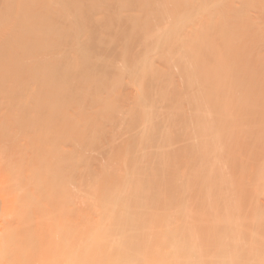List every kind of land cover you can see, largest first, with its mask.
<instances>
[{
    "label": "bare ground",
    "instance_id": "bare-ground-1",
    "mask_svg": "<svg viewBox=\"0 0 264 264\" xmlns=\"http://www.w3.org/2000/svg\"><path fill=\"white\" fill-rule=\"evenodd\" d=\"M1 1V0H0ZM4 1V0H3ZM8 1V0H7ZM21 0H18V2H20ZM36 1V0H35ZM49 1V0H48ZM71 1V0H70ZM79 1V0H78ZM82 1V0H81ZM92 1V0H91ZM101 1V0H100ZM99 1V2H100ZM115 0H113V2H114ZM127 1V0H126ZM142 1V0H141ZM153 1V0H152ZM156 1H159V2H157L159 5H160V7H162V6H164V5H166V3L168 4V2H166L167 0H156ZM171 2V5H172V7H173V11H169L170 9L167 7L168 5H170V3L166 6V8L165 7H162L161 8V12L163 11V14L162 15H160V14H158V16L160 15L161 17H159L158 18V16H156L157 17V21H155V24L153 23V25H155V26H157L156 27V29L155 30H153V31H151V30H145V31H151V32H147V33H145V35L146 34H148V35H146L147 37H145V35H144V31H142V32H140V33H143L142 34V36L144 35V37L142 38L143 40L145 39L146 40V38H147V42L148 43H153L156 39H158L159 37L161 38V43H158V44H162V45H164V44H167L168 46L170 45L169 43L173 40L174 42H175V49H174V51L172 52V51H170L169 52V48H165L164 46H160L161 47V52H160V57H159V59L161 58V63H163V64H165V66H166V68H165V70L168 68L169 69V72H167V74L169 73V74H172L173 73V71H174V69H175V67L174 66H176V63H177V54H179L178 55V58H180V66L182 67V73H180V74H182L183 75V73H184V75L186 74V78L184 79V80H186L184 83H185V85H186V87H184L183 88V90L180 92V93H178V96H180L181 98L183 97V99H181L182 100V102H181V104L183 105V104H189V105H191L192 107H191V111H190V113L192 112L193 113V118H192V115H190L191 116V118H189L188 116H189V113H187L186 111V115L185 114H183V112H181V106H180V109H177V86H175L174 84H172V82H170V78H165V79H161V77L160 78H158L160 81V83L158 84L157 83V86H155V85H151L150 86V83L148 82V84L149 85H144L143 83V81L145 80H143L142 81V84L140 85V86H146V88L147 87H149L148 88V91H147V94H148V96H146V98L144 99V98H139L140 100H138V101H140L139 102V104H137V105H139L138 106V109L140 108V111L141 112H139V110L136 112V109H134L135 110V113H140V115L137 117V114L134 116V111L132 112L133 114V116H131V110H130V112H129V109L127 108L128 107V105L127 106H125L126 108H127V110H128V115L130 114V116L131 117H133V118H131V117H129L128 115H127V118L129 117L130 118V120H129V118H128V121L127 122H129V123H124L123 122V124H125V127H123L122 125L123 124H121L120 123V125L119 126H117V124H118V120H117V122H115V120H111L110 118L108 119V117H110L109 116V114L110 113H108L107 115H108V117L106 118V122H107V119L109 120L108 121V124H110V122L111 121H114L115 123H114V125L116 126V127H121L120 129H122L121 131V137H124L123 139H124V145L122 146V142H121V139H120V135L119 136H117L118 134H116L115 133V136L114 137H116V138H119L120 139V142L118 141V139H117V142H115V144H114V142H112V143H110L109 142V144H110V146H111V148H113V145H115L116 146V144H118V143H120V144H118V146L116 147V150L114 151V150H111V148L108 150H106V149H100V152H101V150H102V154H103V150H105L104 151V153H106V151L108 152V151H114V153L113 154H111L112 155V159L113 160H111V162H110V165L108 166V165H105V167H103L102 168V170H101V172H102V176H100L101 174V172L99 171L98 172V174H100L99 176L97 175V178L96 179H94L95 180V183H93V180H92V178L96 175V174H94V172L93 171H95L96 169L97 170H100V167H99V164H97L96 166H97V168L96 167H94V168H96V169H94L93 171H92V167L94 166L93 164H95V163H93L92 164V162H96L97 161V156L95 155V154H93V155H95L96 156V158L97 159H95V160H93V161H91V159H92V157H91V159L90 160H88V157L86 156V159H84V153H82L83 151V149H84V151H86L85 150V148H82V149H79V151H81V153L82 154H84V155H82L83 156V158H82V156H81V158L80 157H78V156H76L75 155V158L77 157V158H79V159H81V161H79V162H81L80 164L78 163V162H76L75 164H76V166H78V164L79 165H84V164H82V159H84L85 161L86 160H88L87 161V163L88 162H90L91 161V165H93L92 167H90L89 169H90V171L91 172H93V174H90V172H89V170H87L88 168L87 167H89V165H90V163H88V164H86V162L84 161V163H85V165L87 166H85L86 168L84 169V171H82L81 172V174L83 173L84 175H85V173L86 172H89V174H90V176L92 175V178H88L87 179V181L89 180V179H91L92 180V182L91 181H89L88 183H90L89 185H87V184H85V185H87L88 187H90V188H85L84 186H81L80 188H85L84 190H86V192L85 191H81L82 189H80L79 188V185L81 184V182L83 181H86V179L85 180H83L84 179V175L81 177V174H79L80 173V171L84 168V166H83V168H81L78 172L79 173H77V175L80 177V178H82V180H80V178L75 174L76 172L75 171H73L72 170V167H73V165H72V167H70V168H68V165L70 164H68V160L69 159H72L70 156V158L68 159L67 158V156L68 155H71V154H73L74 155V153L76 154L77 153V150L76 149H78V147L75 149V151L72 149V147L77 143V141H82V139L83 140H85L86 139V137H87V140H85L84 142H87L88 140H90V137L94 134V136H96V133L97 134H100V133H98L97 131L99 130V128L101 127L102 128V126L103 125H106L107 126V124L105 123V124H103L104 123V119L103 120H100V118L102 119V117H100L99 118V120L100 121H103V125L102 126H98L99 128H98V130H96V126L98 125L97 124V120H95V117L94 118H91V122H93V120H95L96 121V126L95 127H93L94 126V124L93 123H95V122H93L92 123V125H91V127H93V128H91V129H89L88 127H90V126H88V124H85V126L87 127V129H89V133H91L92 135H90L89 133L87 134V136L85 137H83L82 139L80 138V137H82L83 135H84V133L83 132H81L85 127H84V123L82 122V124L81 125H83V127L82 126H80V124L79 125H77V123H76V125L75 126H77V128L79 127H81L80 129H81V131L79 130V128H78V130L77 131H75V135H76V133H78V131H80L81 133H83V135H80V140H78L77 139V141H76V138H78L77 136H79V135H77L76 137H75V135H73L74 134V132L72 133V135L75 137V142L73 141V143H75L74 145L71 143V144H69L70 146L72 145V147H71V150H73V153H71V151H70V147H69V149H67V150H69L70 151V154H69V151H66V147L68 148V145L65 147L64 145H62V146H64V147H61V145H60V141L57 143L56 142V140H61V138H58L57 139V137L59 136V135H61L59 132H61L60 131V129H59V135H57V137H56V133L57 132H55V133H52L51 135V137L53 138V136L55 135V140H54V142L53 143H57V145L55 144V147L57 146L58 148H59V146L61 147V148H63L62 150H59L58 152H60V158L61 157H63V156H65L66 154V152H68L67 153V156H66V158L68 159L67 161H65L66 159H62L61 158V160H63L62 161V163H61V165H60V158H57L55 155H57L56 153H58V152H56V150H54L53 148H52V150H51V146H52V138L50 137V135L49 134H47V135H49V137L47 136V135H44V136H47L46 137V139L49 141H47L46 139H45V137L42 135V138H44L45 140H43V139H41L42 141H43V143H44V141L46 142H48V144L46 145V146H48L49 144L51 145H49L48 147H50V149H49V152L50 151H55L56 153H55V155H53V156H55L58 160H59V162H58V164H57V162H56V160H53L54 159V157H53V159L52 158H49L48 159V161L47 162H43L44 164H48V165H51V164H49L48 162L49 161H52V162H54L55 161V163L59 166V167H61L62 166V164H63V166L62 167H64V162H65V164H68L67 165V168H68V170H72L73 172H72V174H75L78 178H79V182H77V183H75V181H77V179H76V176H74V175H72L70 172L68 173V174H70V175H72V176H70V175H67V168L65 169H63V170H60V168L58 169L59 170V172L60 173H63V172H65V170H66V177H71L70 179H74L73 181L72 180H69L70 181V183H75V185L73 186V185H71L69 182H67L66 181V183L65 184H70V186H73V188L75 189L76 188V190L77 191H74L73 190V192L71 191V189L69 190H67V188H68V186L66 187V190L65 191H67V193L70 191V193H72L71 195H70V193H68L67 194V196H71V197H73V194L75 195V197H73V200H77V199H75L77 196L82 200V202H78V203H82L83 204V201L85 200V199H83V198H85V197H91V198H93L94 199V201H93V199H89V201H88V199H86L85 200V202H84V204H86L87 203V201H88V204H86V207L84 208V205H82V204H80V206H82V207H79V208H83L84 210H82V209H78V208H76V209H74L75 207H73V209H70L69 207H71L70 205L68 206V208L71 210V211H68V208L66 209L65 208V206L66 205H64V204H70V202H68L66 199L68 198H66L65 200H66V202H64V201H62V197H61V195L62 194H64V193H62L61 194V191L62 190H64V188L63 189H61V188H58V186L59 185H57V190H59V189H61L60 191H58V192H60V195H58V194H55V192H53V191H51L50 189H47V188H51V187H48L47 186V183L49 182L50 183V181L51 180H49V177H48V179L47 180H49L47 183H46V179H45V175H44V173H46L47 174V171L44 169V171H42V169L44 168V166H43V168L41 169V172L43 173V175H42V178H44L45 179V184H41L40 185V180L42 179L40 176H37L36 177V179H35V177L34 178H32L34 175H32V177H30L28 174H30L29 172H30V170H29V172L27 173V175L31 178V179H33V180H35V181H37V178H39V181L37 182V183H39V184H36V185H40V186H42V185H44V187H46V190H50L51 192H53L51 195H53V194H55L56 196H54V198L55 197H57L58 198V196L59 197H61V199H57V198H55L56 199V201H54L53 200V198L51 199V201L49 200V202H48V204L47 205H49L50 206V204L52 205H57V203H58V201H59V203H58V205L56 206V209H55V207H53L54 209H52L51 211L52 212H50V210H46L45 211V207H43L42 209H43V211L44 212H48L47 214L45 213L44 215H42V213H44V212H41L42 210L40 209L41 208V205H40V207L39 206H35V208H34V204H36V202L34 203V204H32V206H33V208L34 209H38V210H36L35 211V213H34V211L32 212V210H33V208L29 211L28 210V207L27 206H25L28 202H29V200H27V198H29V199H31L33 196L31 195V197H28V196H30V195H26L27 196V198H25L24 197V201L26 200V204L24 205V208H26L27 209V211L28 212H26L27 214H26V216H25V214L23 213V212H25L24 210H23V208L21 209L20 208V206H19V209L17 210H13L14 208H15V206H14V208H12V205H11V203H12V201L11 200H16L17 198H18V196H15L16 197V199H15V197H13V195L11 194V191H9L8 189L9 188H5V186L3 187L2 185H0V264H264V247H263V249H260V250H262V251H260L259 249H258V247H256V245H255V242L257 241V242H259V240H257L258 238H259V236L260 235H262V236H264V203H260V202H262V201H260L259 203H257L256 201L253 203V201H251L250 202V200H252L253 199V197L254 196H252V197H250V199H249V202L250 203H252L251 205L252 206H249L250 204L247 202V200L244 202L243 201V203L244 204H246V202L248 203V206L247 205H244V204H242V203H240L239 202V197H238V188H236V187H234L235 185H238L237 184V181H239L240 180V178L241 179H243V181L245 182L244 183V185H243V191H245V194H251V193H253V194H255V196L258 194V193H260V191H257L256 189H258V187L259 186H263L264 187V185H262L263 183H262V177H261V174H259V173H257L256 172V170H255V173H248L250 170L249 169H245V168H243L242 166H241V161L239 162L238 160L240 159V157H238L239 159H237L236 160V158L235 157H237V156H235L234 154H235V150L236 149H238L239 150V148H234L233 146H236V145H233V144H235V143H231L232 142V140H234V139H236V138H234V131H232V129L234 130V128H236V127H238L237 125L235 126V124H234V126H233V124L231 125V124H229L228 123V125L229 126H227V128L228 127H230V125H231V129H230V131L228 132H225V130H228L227 128L225 129V127H226V124H227V122L228 121H226V120H228V119H226V118H224V117H227V118H229V116H227V113H224V112H222V113H220V115H224V117H223V115H222V117L224 118V119H226V120H220V117L221 116H219V115H217V114H215V112H214V110H212L213 111V113H212V115H210V112L209 111H206V110H208V108H211L212 109V107H214L215 105L217 106L221 101H217V99H220V98H217V97H221V99H223L222 97V95L220 96H217V94H219L218 92L219 91H217V87H219V86H222V85H224V84H220L221 82H218V81H222L223 80V82L225 83V84H227V87H226V85L223 87V89L226 87V90H229L230 88H229V84L228 83H230V84H235V85H233V86H235V87H237L238 85V83H236V81H239V79L237 80V78H236V76H238L239 77V75H238V73H240L241 71H242V69H241V71H236L235 69H232L233 67H235L236 69H238L239 70V68H241V67H239V65H240V63L238 64V66L235 64L234 66H232L230 63H231V60H230V65L228 66V61H226L225 60V55L224 54H222L223 53V51L224 50H222V52L221 51H219V48L218 49H214L215 51H211V50H208L207 48H205V46H203V45H205L204 43H206L205 41H203V43H200L199 42V40H200V38L203 36V33L201 34V31H200V34L202 35L201 37H198V36H200L199 34H197L198 36H196L198 39H196V40H194L195 38H193L194 36H192V35H190L191 37H187L186 36V38H185V40L186 41H184L183 39H184V37L182 38L180 35H178L177 33H178V31H177V26L181 23H179L178 25H177V21H178V19H177V8H179V7H177V0H170ZM188 1V0H187ZM194 1V0H193ZM193 1H191V3H190V1H189V3L190 4H192V3H194ZM196 1V0H195ZM200 1V0H199ZM201 1H203L204 3H205V0H201ZM225 1V0H224ZM6 2V1H5ZM10 2V1H9ZM9 2H7V4L9 3ZM29 2V1H28ZM34 2V1H33ZM46 2V1H45ZM106 2H107V0H106ZM110 2H111V0H110ZM131 1H127V2H125L124 3V1H121L120 2V0H119V2H117V3H124V4H128V3H130ZM132 2H134L133 0H132ZM136 2H138V1H135V3ZM143 2H145V1H143ZM147 2H150L151 3V1L150 0H148ZM174 2V3H173ZM182 2V6L184 5L183 4V2H185V1H181ZM208 1H206V3H207ZM211 2V1H210ZM221 2V1H220ZM219 2V3H220ZM231 2V1H230ZM235 2V1H234ZM238 2V1H237ZM21 3V2H20ZM34 3H36V2H34ZM42 3V2H41ZM79 3V2H78ZM108 3V2H107ZM153 3L154 4H157V3H155L154 1H153ZM186 3V2H185ZM188 3V4H189ZM198 3V2H197ZM196 3V4H197ZM200 3V2H199ZM209 3V2H208ZM215 3H217V2H215ZM226 3V2H225ZM229 3V2H228ZM233 3V2H232ZM14 4H16V3H14ZM26 4H27V2H26ZM29 4H31V3H29ZM43 4H45V3H43ZM47 4V3H46ZM45 4V5H46ZM69 4V3H68ZM80 4V3H79ZM91 4V3H90ZM101 5H102V3H100ZM106 4V3H105ZM114 4V3H113ZM123 4V5H124ZM133 4V3H132ZM138 3H136V5H137ZM143 4V3H142ZM147 4V3H146ZM154 4H152V6L154 7V9H156L155 7H156V5L154 6ZM157 4V7L159 6ZM181 4V3H180ZM213 4V3H212ZM227 4V3H226ZM231 4V3H230ZM238 4V3H237ZM1 5V4H0ZM3 5V4H2ZM37 5V4H36ZM70 5V4H69ZM91 5H93V4H91ZM98 5V4H97ZM95 6V4H94V6H95V8L96 7H98V6ZM100 5V6H101ZM111 5V4H110ZM130 5V4H129ZM134 5V4H133ZM144 6H146L145 4H143ZM143 5H142V7H143ZM148 5L150 6V4L148 3L147 4V6L145 7V9L146 10H148V9H150V8H152V6H150L149 8H148ZM186 5H187V3L185 4V8H187L186 7ZM193 5V4H192ZM195 5V4H194ZM220 5H223V4H220ZM15 6V5H14ZM27 6V5H26ZM48 6V5H47ZM52 6V5H51ZM84 6V5H83ZM99 6V7H100ZM107 6H109V4L107 5ZM117 6H119V5H117ZM138 7H139V5H137ZM136 6V7H137ZM175 6V7H174ZM195 6H197V5H195ZM202 6V5H201ZM205 6V5H204ZM203 6V9H205L206 8V6H207V4H206V6L204 7ZM208 6H209V4H208ZM207 6V7H208ZM239 6V5H238ZM18 7V6H17ZM21 7V6H20ZM42 7V6H41ZM67 7H68V5H67ZM81 7H82V5H81ZM80 7V8H81ZM85 7V6H84ZM91 7H93V6H91ZM103 7V6H102ZM120 7V6H119ZM135 7V8H136ZM171 7V8H172ZM191 7V6H190ZM210 7V6H209ZM228 7V6H227ZM236 7V6H235ZM3 8V7H2ZM36 8V7H35ZM69 8V7H68ZM103 8H105V7H103ZM101 9L102 11H105L104 9ZM109 8V10H110V7H108ZM116 8V7H115ZM122 8V7H121ZM126 8H129L130 9V7L129 6H127ZM132 8H133V6H132ZM131 8V9H132ZM148 8V9H147ZM184 8V9H185ZM192 8V7H191ZM198 8H200V6H198ZM12 9V8H11ZM28 9H31V8H27V10ZM47 9V8H46ZM50 9V8H49ZM79 9V8H78ZM113 9V8H112ZM117 9H118V7H117ZM123 9H125V5H124V8ZM130 9V10H131ZM140 8H137V10H139ZM181 9V8H180ZM183 9V8H182ZM194 8H192V10H193ZM220 9V8H219ZM228 9H230L229 7H228ZM9 10V9H8ZM24 10H26V9H24ZM43 10V9H42ZM84 10V9H83ZM95 10V9H94ZM97 11H98V9H96ZM114 10V9H113ZM116 10V9H115ZM128 10V9H127ZM135 10V9H134ZM136 10V11H137ZM143 11H144V9H142ZM145 10V11H146ZM151 10H153V9H151ZM158 9H156V12H155V15H156V13H158V11H157ZM160 10V9H159ZM195 10H196V7H195ZM206 10L207 9H205V13H206ZM221 10H223V8L221 9ZM225 10H227V9H225ZM247 10V9H246ZM245 10V11H246ZM7 11V10H6ZM30 11V10H29ZM32 11V10H31ZM33 11H36V13H37V10H33ZM32 11V12H33ZM40 11V10H39ZM108 11V10H107ZM140 11V10H139ZM144 11V12H145ZM149 11L150 10H148V13H149ZM187 11V9L184 11L185 13H187L186 12ZM191 11V10H190ZM194 11V10H193ZM199 11H200V9H199ZM203 11V10H202ZM212 11V10H211ZM210 11V12H211ZM216 11H218L217 10V8H216ZM220 11V10H219ZM224 11V10H223ZM2 12V11H1ZM21 12V11H20ZM40 12H43V11H40ZM81 12V11H80ZM90 12H92L91 10H90ZM99 12V11H98ZM111 12V11H110ZM133 12V11H132ZM135 12V11H134ZM141 12V11H140ZM153 12V11H152ZM183 12V13H184ZM192 12V11H191ZM209 12V8H208V13H207V16H208V14L211 16V13ZM242 12V11H241ZM247 12V11H246ZM9 13V12H8ZM26 13V12H25ZM64 13V12H63ZM79 13V12H78ZM86 13V12H85ZM84 13V14H85ZM95 13V12H94ZM93 13V14H94ZM99 13H101V12H99ZM103 13V12H102ZM130 13V12H129ZM151 13V12H150ZM149 13V14H150ZM179 13V12H178ZM184 13V14H185ZM204 13V12H203ZM204 13V14H205ZM220 13H222V12H220ZM224 13V12H223ZM243 14H244V12H242ZM248 13V12H247ZM70 14V13H69ZM75 14H77V13H75ZM87 14H89V13H86L85 15H87ZM98 14V13H97ZM133 14V13H132ZM135 14V13H134ZM203 14V15H204ZM216 14H217V12H216ZM224 14H226V13H224ZM35 15V14H34ZM84 15V16H85ZM91 15V14H90ZM90 15H87V16H90ZM106 15V14H105ZM110 15V14H109ZM128 15V14H127ZM130 15H131V13H130ZM136 15H137V13H136ZM143 15V14H142ZM146 15V14H145ZM148 15V14H147ZM186 15V14H185ZM190 15V14H189ZM189 15L187 16V17H189ZM18 16V15H17ZM26 16V15H25ZM31 16V15H30ZM81 16V15H80ZM94 16H96V15H94ZM104 16V15H103ZM134 16V15H133ZM132 16V17H133ZM152 16V17H151ZM150 17L151 18H153L154 16L153 15H151ZM192 16H193V13H192ZM202 16V15H201ZM201 16H200V18H201ZM210 16H209V18H210ZM242 16V15H241ZM6 17V16H5ZM24 17V16H23ZM45 17V16H44ZM73 17V16H72ZM77 17V16H76ZM86 17V16H85ZM93 17V16H92ZM91 16H90V18H92ZM130 17V16H129ZM129 17H125V18H128L129 19ZM136 17V16H135ZM146 17V16H145ZM155 17V18H156ZM204 17H205V15H204ZM213 17H214V15H213ZM223 17H225V16H223ZM239 17V16H238ZM244 17V16H243ZM247 17V16H246ZM3 18V17H2ZM19 18V17H18ZM26 18V17H25ZM34 18H35V16H34ZM42 18V17H41ZM88 18V17H87ZM93 18H95V17H93ZM92 18V19H93ZM97 18H98V15H97ZM99 18H101V16L99 17ZM104 18V17H103ZM102 18V19H103ZM121 18V17H120ZM123 19H124V17H122ZM134 18V17H133ZM137 18V17H136ZM147 18H149V16L147 17ZM184 18V17H183ZM191 18V17H190ZM196 18H197V16H196ZM217 18V17H216ZM228 18V17H227ZM242 18V17H241ZM5 20H6V18H4ZM9 19V18H8ZM7 19V20H8ZM46 19H47V17H46ZM79 19V18H78ZM101 19V20H102ZM109 19V18H108ZM111 19V18H110ZM114 19H117V17L115 18V16H114ZM123 19H122V21H123ZM135 19V18H134ZM182 19V18H181ZM206 19H208L207 17L205 18V20H203L204 22L205 21H207ZM212 19V18H211ZM220 19H222V16H221V18ZM245 19V18H244ZM249 19V18H248ZM0 20H1V17H0ZM11 20V19H10ZM9 20V21H10ZM21 20V19H20ZM32 20V19H31ZM44 20V19H43ZM47 20H49V19H47ZM51 20V19H50ZM49 20V21H50ZM96 20V19H95ZM98 20V19H97ZM111 20H113V19H111ZM110 20V21H111ZM131 20H133V19H130V21ZM136 20V19H135ZM142 20H146V21H149V20H147V19H145L144 17L142 18ZM152 20V19H151ZM183 20V19H182ZM213 20V19H212ZM212 20H208L209 22L208 23H203L204 24V26H205V24H206V26L204 27V29H203V24H200L201 26H202V29H203V31H205V30H209V29H211V30H209V31H207L206 33H209L210 34V31H212V29H215L214 27H212V26H214V23H212L211 21ZM218 20V19H217ZM242 20V19H241ZM247 20V19H246ZM13 21V20H12ZM45 21V20H44ZM89 21V20H88ZM91 21V20H90ZM100 21V20H99ZM105 21V20H104ZM117 21V20H116ZM125 21H127V20H124L123 22H125ZM129 20H128V22H130ZM153 21V22H154ZM187 21V20H186ZM202 21V20H201ZM223 21V19L221 20V22ZM1 22H3L2 23V25H0L2 28H3V30H4V28L5 27H3L5 24L4 23H6V25H8V23L9 22H5V21H3V19H2V21ZM28 22V21H27ZM30 22V21H29ZM51 22V21H50ZM83 22H85V21H83ZM87 22V21H86ZM106 22V21H105ZM112 23H113V21H111ZM119 22H121V21H119ZM127 22V23H128ZM132 22V21H131ZM142 22V21H141ZM144 22V21H143ZM179 22V21H178ZM188 22H189V20H188ZM240 21H238V23H239ZM244 22V21H243ZM60 23V22H59ZM98 23V22H97ZM100 23H101V21H100ZM112 23H110V24H112ZM127 23H126V25H127ZM132 23H135L134 21L132 22ZM136 23L138 24V21L136 20ZM150 23V22H149ZM189 23H191V22H189ZM193 23H195V21L193 22ZM223 23H225V22H223ZM227 24H228V22H226ZM241 23H242V21H241ZM4 24V25H3ZM69 24V23H68ZM83 24V23H82ZM102 24V23H101ZM106 24V23H105ZM118 24V23H117ZM152 24V23H151ZM151 24H150V27H151ZM184 24H186V23H184ZM183 24V25H184ZM213 24V25H212ZM33 25V24H32ZM41 24H39V26H40ZM100 25V24H99ZM119 25V24H118ZM122 25V24H121ZM120 25V26H121ZM140 25V24H139ZM191 25V24H190ZM208 25V26H207ZM209 25H211L210 27H209ZM226 25V24H225ZM229 25H230V23H229ZM234 25H235V23H234ZM11 26V25H10ZM9 26V27H10ZM13 26V25H12ZM26 26H27V24H26ZM42 26V25H41ZM91 26V25H90ZM98 26V25H97ZM112 26V25H111ZM113 26H116V24L115 25H113ZM134 26V25H133ZM187 26H189L188 25V23H187ZM197 26V25H196ZM200 26V27H201ZM220 26H222V24L220 25ZM224 26V25H223ZM236 26V25H235ZM8 27V28H9ZM49 27H51V26H49ZM62 27H63V25H62ZM66 27V26H65ZM100 27V26H99ZM128 27H130V26H127L126 28H128ZM154 27V26H153ZM153 27H151L152 29H153ZM180 27V26H179ZM209 29H208V28ZM212 27V28H211ZM2 28H1V31H2ZM18 28V27H17ZM41 28V27H40ZM95 28V27H94ZM113 28V27H112ZM115 28V27H114ZM125 28V26L123 27V29ZM126 28H125V30H126ZM136 28V27H135ZM138 28V27H137ZM145 28H149V27H145ZM155 28V27H154ZM184 29H185V26L183 27ZM193 28V27H192ZM196 28V27H195ZM220 29H221V27H219ZM218 28V29H219ZM230 28V27H229ZM233 28V27H232ZM236 28V27H235ZM239 28V27H238ZM12 29V28H11ZM15 29V28H14ZM21 29V28H20ZM115 29H117V28H115ZM120 29H122V27H120ZM181 29V28H180ZM29 30V29H28ZM33 30V29H32ZM67 30V29H66ZM90 30V29H89ZM106 30V29H105ZM133 30V29H132ZM136 30V29H135ZM179 30V29H178ZM224 30H226V29H224ZM230 30V29H229ZM232 30V29H231ZM0 31V32H1ZM91 31V30H90ZM99 31V30H98ZM104 31V30H103ZM118 31V30H117ZM196 31V30H195ZM223 31V30H222ZM221 31V32H222ZM68 32V31H67ZM93 32V31H92ZM115 32V31H114ZM122 32H124V31H122ZM128 32V31H127ZM126 32V33H127ZM131 32V31H130ZM130 32H128V34L130 35ZM220 32V33H221ZM237 32H240V31H237ZM4 33V32H3ZM23 33V32H22ZM22 33H20V35H22ZM104 33V32H103ZM119 33H121V32H119ZM138 33V32H137ZM180 33V32H179ZM187 33V32H186ZM213 33H215V30H213L212 31V33L211 34H213ZM256 33V32H255ZM2 34V33H1ZM5 35H6V33H4ZM4 34H3V36H4ZM8 34V33H7ZM35 34V33H34ZM102 34V33H101ZM110 34V33H109ZM123 34V33H122ZM124 34H125V32H124ZM132 35H133V33H131ZM182 34H184V36H185V31H184V33H182ZM194 34V33H193ZM216 34V33H215ZM243 34V33H242ZM254 34V33H253ZM17 35H19V34H17ZM25 36H27L26 35V32H25V34H24ZM30 35V37L31 36H33V35H31V34H29ZM107 35H108V33H107ZM208 34H204V36L208 39V36H207ZM218 35H219V33H218ZM235 35H236V33H235ZM245 35V34H244ZM261 35V34H260ZM2 36V35H1ZM0 36V37H1ZM40 36V35H39ZM122 36V35H121ZM136 36V35H135ZM134 36V37H135ZM203 36V37H204ZM228 36V35H227ZM230 36V35H229ZM228 36V37H229ZM5 37H7V36H5ZM5 37H3L2 38V41L4 42H6V40H8V39H10V38H12L11 36H10V38H9V36H8V38H6V40L4 39ZM20 37V36H19ZM34 37H38V35H36V36H34ZM33 37V38H34ZM93 37V36H92ZM96 37V36H95ZM98 37H99V35H98ZM101 37H103L102 35H101ZM101 37H100V39H101ZM124 37V36H123ZM123 37H121L122 39H125V38H123ZM125 37H129L128 35L127 36H125ZM168 37H171V38H173V39H170L171 41H169V43L168 42H165V43H163V41L165 40V39H167ZM204 37V38H205ZM211 37V36H210ZM214 39H216L217 37L215 36H212ZM221 37V36H220ZM220 37H219V39H220ZM228 37H227V39H228ZM232 37V36H231ZM235 37V36H234ZM233 37V38H234ZM263 37H264V35H263ZM17 38V37H16ZM23 38V37H22ZM48 38V37H47ZM54 38V37H53ZM105 38V37H104ZM159 38V39H160ZM178 38V39H177ZM222 38H223V36H222ZM221 38V39H222ZM244 38H246L245 36H244ZM256 38V37H255ZM258 38H259V36H258ZM261 38V37H260ZM1 39V38H0ZM13 40H14V38H12ZM25 39H27V37L25 38ZM96 39V38H95ZM98 39V38H97ZM114 39H115V37H114ZM117 39H118V37H117ZM128 39V38H127ZM158 39V40H159ZM203 39V38H202ZM225 39L226 38H224L223 40L225 41ZM229 39H230V37H229ZM17 40L19 41V38H17ZM16 40V41H17ZM29 40V39H28ZM32 39L30 38V41H31ZM36 40V39H35ZM34 40V41H35ZM45 40V39H44ZM109 40V39H108ZM119 40V39H118ZM118 40H117V42H118ZM121 40V39H120ZM136 40H139V39H136ZM169 40V39H168ZM179 40V42H178V46H177V41ZM205 40V39H204ZM210 40H213L212 38H210ZM235 40V39H234ZM21 41V40H20ZM25 41V40H24ZM123 41V40H122ZM160 41V40H159ZM201 41V40H200ZM215 41V40H214ZM217 41H219V40H217ZM217 41H216V43H217ZM236 41H239V40H236ZM241 41H244V39L243 40H241ZM258 41V40H257ZM0 42H1V40H0ZM3 43V44H5L7 47L9 46L10 48H11V45H14V44H6V43ZM8 42V41H7ZM15 42V41H14ZM173 42V43H174ZM248 42V41H247ZM255 42V41H254ZM253 42V43H254ZM26 43V42H25ZM47 43H48V41H47ZM102 43V42H101ZM107 43H109V42H107ZM110 43H112V42H110ZM113 43H115V42H113ZM141 43V42H140ZM155 43V42H154ZM199 43L201 44L200 46H201V48L203 47V49L204 50H201V51H199V50H197V52L198 53H196V48H199ZM218 43H221V41H219ZM236 43H238V42H236ZM250 43V42H249ZM252 43V42H251ZM15 44H16V42H15ZM31 44H33V43H31ZM35 44V43H34ZM122 44V43H121ZM143 44V43H142ZM141 44V45H142ZM222 44V43H221ZM225 44H227V42L225 43ZM246 44V43H245ZM2 45V44H1ZM5 45H2L3 46V48L5 47L6 48V46ZM18 44V42H17V48L16 49H18V47L20 46L21 47V45H19ZM23 45H24V43H23ZM29 44H25V46H28ZM45 45V44H44ZM110 45V44H109ZM187 45H188V47H189V53H194L195 52V54H197L196 56H198V54H199V57L201 56V54L202 53H205V49H207L208 51L206 52L207 53V55H208V52H210V54H211V56H213L215 59L217 58V54H220V55H222L223 57H224V62L227 64V66H226V64L224 63V62H220V59L219 58H222V56L220 57V55H218V59L219 60H214V61H210L209 62V57H211V56H209L208 57V62L206 61V63H205V61L204 60H202L201 61V66L197 63V65H196V62H195V64H194V62L193 61H191L190 60V58H189V56H188V50H187ZM209 45V44H208ZM223 45V44H222ZM238 45V44H237ZM36 46H37V44H36ZM48 46V45H47ZM100 46V45H99ZM113 46V45H112ZM117 46V45H116ZM146 46V45H145ZM156 46V45H155ZM171 48L173 47V45H172V42H171ZM213 46V45H212ZM219 46V45H218ZM8 47V50L9 51H11V49H13V47L10 49ZM14 47H15V45H14ZM51 47V46H50ZM94 47H95V45H94ZM110 47V46H109ZM158 48H159V46H157ZM217 47V46H216ZM0 48H1V46H0ZM3 48L1 49V50H3ZM23 48V47H22ZM28 48H29V46H28ZM31 48V47H30ZM36 48V47H35ZM45 48H46V46H45ZM105 48H108V47H105ZM112 49H113V47H111ZM110 48V49H111ZM126 48H127V46H126ZM129 48V47H128ZM135 48V47H134ZM149 48V47H148ZM220 48H222V47H220ZM242 48H243V46H242ZM24 49V48H23ZM23 49L21 50V54L23 55V53L22 52H24L23 51ZM26 50H27V47L25 48ZM51 49V48H50ZM77 49V48H76ZM117 49V48H116ZM246 49V48H245ZM49 50V49H48ZM74 50V49H73ZM93 50V49H92ZM128 50V49H127ZM138 50V49H137ZM136 50V51H137ZM187 50V51H186ZM242 51H244L243 49H241ZM7 52V53H10V52ZM29 51V50H28ZM54 51V50H53ZM94 51V50H93ZM112 51V50H111ZM118 51V50H117ZM123 51V50H122ZM130 51V50H129ZM135 51V50H134ZM136 51L134 52L135 54H136ZM139 51V50H138ZM217 51V52H216ZM227 51V50H226ZM233 51V50H232ZM232 51H230V52H232ZM236 51V50H235ZM1 52H3V53H5V49H4V51H1ZM15 52H17L16 50H15ZM26 52V51H25ZM25 52H24V54H25ZM33 52V51H32ZM35 52V51H34ZM69 52V51H68ZM125 53H126V55H127V52H126V50L124 51ZM178 52V53H177ZM199 52H202V53H199ZM212 52V53H211ZM236 52H238V50L236 51ZM235 52V53H236ZM241 52V51H240ZM5 54V55H7L8 56V58H9V55L8 54ZM11 53H12V51H11ZM10 53V54H11ZM19 53V52H18ZM73 53V52H72ZM85 53V52H84ZM99 53V52H98ZM115 53H117V52H115ZM119 53H120V49H119ZM124 53V54H125ZM130 53V52H129ZM140 53V52H139ZM158 53V52H157ZM228 53V52H227ZM259 53V52H258ZM1 54V53H0ZM13 54H14V51H13ZM20 54V53H19ZM19 55L20 57L22 56V55ZM27 54H29V53H27ZM38 54V53H37ZM43 54V53H42ZM57 54V53H56ZM70 54H71V52H70ZM75 54V53H74ZM83 54V53H82ZM87 54H89V53H87ZM112 54H113V51H112ZM122 54H123V52H122ZM123 54V55H124ZM132 54V53H131ZM146 54V53H145ZM213 54H215V56L213 55ZM226 54V53H225ZM229 54H231V53H229ZM234 54V53H233ZM4 55V57L5 58H7V56H5ZM15 55H16V53H15ZM15 55H14V57H15ZM53 55V54H52ZM61 55V54H60ZM63 55V54H62ZM107 55V54H106ZM141 55V54H140ZM139 55V56H140ZM205 54H202V56H204ZM227 55V54H226ZM242 55H244L243 53H242ZM260 54H258V56H259ZM51 56V55H50ZM55 56V55H54ZM69 56V55H68ZM83 56V55H82ZM116 56V55H115ZM130 56V55H129ZM138 56V57H139ZM245 56V55H244ZM262 56V55H261ZM12 57L13 56H11L10 58H11V61H12ZM13 57V58H14ZM49 57V56H48ZM74 57V59H75V56H73ZM89 58H90V56H88ZM102 57V56H101ZM105 57V56H104ZM122 57V56H121ZM123 57H125V55L123 56ZM122 57V58H123ZM128 57V56H127ZM131 57H134V56H131ZM135 57H136V55H135ZM134 57V58H135ZM145 57V56H144ZM153 56H151V58H152ZM155 57V56H154ZM205 57H207L206 55H205ZM213 57H211V58H213ZM264 57V56H263ZM10 58H9V61H10ZM17 58H19L18 57V54H17ZM25 58V57H24ZM46 58V57H45ZM72 58V57H71ZM80 58V57H79ZM100 58V57H99ZM110 58V57H109ZM120 58V57H119ZM130 58V57H129ZM193 58V57H192ZM203 58V57H202ZM202 58H200V59H202ZM228 58H229V56L226 58L227 60H228ZM251 58V57H250ZM259 58V57H258ZM261 58V57H260ZM15 59H16V57H15ZM22 59V58H21ZM46 59H48V58H46ZM45 59V60H46ZM53 59V58H52ZM73 59V58H72ZM83 59H84V61H85V58L83 57ZM91 59V58H90ZM95 59L96 60H99L96 56H95ZM108 59V58H107ZM106 59V60H107ZM126 59V58H125ZM133 59V58H132ZM132 59H129V60H132ZM140 59V58H139ZM1 60H3V59H1ZM17 60V59H16ZM28 60V59H27ZM36 60V59H35ZM34 60V61H35ZM44 60V61H45ZM59 60H61V58L59 59ZM68 60V59H67ZM81 60H82V58H81ZM102 60V59H101ZM128 60V59H127ZM144 60V59H143ZM149 59H147V61H148ZM151 60V59H150ZM235 60H236V58H235ZM241 60V59H240ZM263 60V59H262ZM4 61V60H3ZM3 61H1L0 63H1V65H0V71H1V73H2V71H4V70H6L5 68H3L4 70H2V67L3 66H7L8 67V64L11 62H9V61H7V60H5V62H3ZM22 61L24 62L25 61V59L23 60L22 59ZM21 61V62H22ZM30 61V60H29ZM33 61V62H34ZM40 61H42V59L40 58ZM70 61H71V59H70ZM116 61V60H115ZM133 61V63H134V61H135V59H133L132 60ZM138 61V60H137ZM142 61V60H141ZM146 61V60H145ZM179 61V60H178ZM204 61V62H203ZM220 63H219V62ZM239 61V60H238ZM257 61V60H256ZM256 61H255V64H256ZM2 62H3V64L5 63V65H3L2 64ZM6 62H8L7 64H6ZM13 62V61H12ZM18 62H20V60L18 59V61H17V63ZM20 62V63H21ZM50 62V61H49ZM52 62H54V61H52ZM58 62V61H57ZM67 62V61H66ZM81 62V61H80ZM98 62V61H97ZM106 62V61H105ZM108 62V61H107ZM131 62V61H130ZM143 62V61H142ZM141 62V63H142ZM152 62V61H151ZM176 62V63H175ZM202 62H203V65H202ZM211 62H214L215 63V65L213 64V63H211ZM233 63L235 62V61H232ZM243 62V61H242ZM16 63V61H15V64L16 65H18ZM30 63V62H29ZM40 63H42V62H40ZM82 63V62H81ZM103 63V62H102ZM101 62H100V65H103ZM110 63H111V61H110ZM132 63V62H131ZM130 63V64H131ZM139 63V62H138ZM138 63H137V65H138ZM207 63H209V64H207ZM236 63V62H235ZM258 63V62H257ZM263 63V62H262ZM12 64H14V63H12ZM22 65H24L23 63H21ZM46 64V63H45ZM47 64H48V62H47ZM59 64V63H58ZM68 64V63H67ZM76 64V62L74 63V65ZM80 64V63H79ZM94 64H95V62H94ZM107 64V63H106ZM140 64V63H139ZM158 64H160V62H158ZM162 64V65H163ZM206 64V65H205ZM210 64H213L212 66H214V67H216V65L218 64V67H216L217 68V70H213V71H215L214 72V75H212V77L214 76V78H211V76H210V69H212V67L208 70V68L211 66ZM11 65V64H10ZM10 65H9V67H10ZM20 65V64H19ZM18 65V66H19ZM22 65H20V66H22ZM33 65H35V64H33ZM54 65H55V63H54ZM63 65V64H62ZM62 65H61V70L60 71H62V73H61V77H59V74L57 75L56 73H55V71H54V73L56 74L54 77L52 76V78H55V79H57L56 80V82L57 81H59L60 82V84H61V80H63L64 82H65V80H66V82H68L67 81V79H69L70 77H72L71 76V74H69V73H67L66 71H67V69L65 68V67H62ZM116 65V64H115ZM126 65V64H125ZM141 65V64H140ZM145 65V64H144ZM207 65H210L208 68H206V66ZM219 65H221V68H222V70H221V68H220V66ZM241 65H243V63H241ZM245 65V64H244ZM251 65H253L254 66V63L253 64H251ZM263 65V64H262ZM27 65L25 64V67H26ZM51 66H52V64H51ZM67 66H70V65H67ZM72 66L73 65H71L70 67L72 68ZM83 66H84V64H83ZM97 66H99L98 64H97ZM109 66H110V64H109ZM119 66V65H118ZM117 66V67H118ZM160 66H161V64H160ZM157 67L158 69H160L161 68V72L160 73H164V70H163V68H164V66H163V68L162 67ZM168 66V67H167ZM223 66V67H222ZM224 66L229 70V72H231V69H232V72L233 71H236V72H231V73H227L228 72V70L226 69V68H224ZM230 66H232V67H230ZM237 66V67H236ZM15 67H17V66H15ZM15 67H12L11 66V68H10V71H12ZM28 67V66H27ZM37 66H35L34 67V71H35V69L37 70V68H36ZM46 67V65H44V68ZM49 67V66H48ZM55 67H57V65H55ZM60 67V65L57 67V70H58V68ZM76 67V66H75ZM80 67H81V65H80ZM85 67V66H84ZM88 67V66H87ZM86 67V68H87ZM113 67V66H112ZM122 67H124V66H122ZM131 67V66H130ZM150 66H148V68H149ZM155 67H156V65H155ZM239 67V68H238ZM244 67L245 66H243L242 68L244 69ZM252 67V66H251ZM250 67V68H251ZM259 67H260V65H259ZM20 68V67H19ZM19 68L17 69V70H19ZM29 68L31 69V67L29 66ZM50 68V67H49ZM62 68H64V69H66V70H64V72H63V70H62ZM69 68V67H68ZM89 68H91V67H89ZM95 68H98V67H95ZM104 68V67H103ZM106 68H108V66H106ZM106 68H104V69H106ZM110 68V67H109ZM108 68V69H109ZM116 68V67H115ZM140 68H141V66H140ZM139 67L137 68V69H140ZM148 68H146V69H148ZM152 68V67H151ZM154 68V67H153ZM153 69V70H151V69H149L151 72L153 71L154 73H155V71L156 70H158V69ZM176 68H177V66H176ZM178 68H180V67H178ZM206 68V69H205ZM218 68H220V70L218 69ZM248 68V67H247ZM254 68V67H253ZM261 68H263V67H261ZM9 69V68H8ZM8 69L6 70V71H8ZM12 69V70H11ZM21 69H22V67H21ZM19 70V74H24L25 73V71L27 72V74H29L28 72L30 71V69L29 70H26L27 68H23L24 69V71H23V73H22V70ZM38 69H39V67H38ZM51 69V68H50ZM50 69H49V71H47V69H45V71H46V74H47V72H49V73H52V75H53V70L51 69V71H50ZM91 69H93V68H91ZM124 69V68H123ZM41 70H43L44 71V69L42 68ZM55 70V69H54ZM71 70V69H70ZM80 71L82 70V69H79ZM78 70V71H79ZM90 70V69H89ZM89 70H88V72H89ZM93 70H95V69H93ZM111 70V69H110ZM125 70H126V68H125ZM131 70V69H130ZM141 70V69H140ZM177 70H179V69H177ZM177 70H176V72H177ZM258 70V69H257ZM256 70V71H257ZM259 70H260V68H259ZM5 71V72H6ZM14 71V70H13ZM32 71H33V68H32ZM42 71V72H43ZM84 71H86V70H84ZM109 71V70H108ZM180 72H181V70H179ZM184 71V72H183ZM185 71H187V73H185ZM16 71H14V73H15ZM41 72V71H40ZM58 72H59V70H58ZM73 73H75V75H76V72H75V70H73L72 71ZM82 72H83V70H82ZM91 72V71H90ZM98 72V71H97ZM102 72V71H101ZM110 72V71H109ZM117 72V71H116ZM145 72H147V71H145ZM152 72V73H153ZM171 72V73H170ZM238 72V73H237ZM1 73H0V75H1ZM8 73V72H7ZM7 73H4L3 72V74L4 75H2V77L4 78L5 77V75L7 74ZM31 73V72H30ZM37 73V72H36ZM38 73H39V70H38ZM79 73V72H78ZM77 73V74H78ZM85 73H87V71L86 72H84V74ZM93 71H92V75H93ZM98 73H100V69H99V72ZM97 73V74H98ZM154 73L151 75V77L154 75ZM159 74V71H156V73H155V75H158ZM234 73H236L235 75H234ZM247 73V72H246ZM258 73V72H257ZM16 74V73H15ZM12 75L10 72L8 73V75H9V77H17V75ZM34 74V73H33ZM41 74H43V73H41ZM64 74V75H63ZM83 74V73H82ZM81 74V75H82ZM84 74L81 76V77H84ZM90 74V73H89ZM95 74H96V72H95ZM122 74V73H121ZM127 74H128V72H127ZM138 74V73H137ZM140 74V73H139ZM142 74V73H141ZM141 74H140V78H142L141 77ZM164 74H166V72L164 73ZM166 74V75H167ZM175 74V73H174ZM178 74V73H177ZM227 74H232V76L233 77H231V76H228ZM243 74H245V73H243ZM242 74V75H243ZM8 75H7V77H8ZM22 75H20L21 76V78H22ZM30 75L31 74H29V77L28 76H26V73H25V75H23V77H24V79H22L24 82H22V84H24L26 81V79L27 78H25V76L26 77H28V79H31L32 80V78H33V76H37V75H32V78H30ZM48 75V74H47ZM106 75V74H105ZM113 76H114V74H112ZM111 75V76H112ZM133 75V74H132ZM131 75V76H132ZM134 75H135V73H134ZM143 75V74H142ZM147 75V74H146ZM154 75V76H155ZM165 75V76H166ZM173 75V74H172ZM184 75L182 76V77H184ZM44 76V75H43ZM43 76H41V77H39V76H37V78L39 79V81L41 82V79H43L42 77ZM46 76V75H45ZM45 76H44V78H45ZM58 76V78H56ZM77 77H78V75H76ZM76 76L75 77H73V79L75 78L76 79ZM85 76H86V74H85ZM99 76V75H98ZM103 76V75H102ZM110 76V75H109ZM110 76V78L112 79V77ZM123 76V75H122ZM130 76V77H131ZM144 76V75H143ZM170 76V75H169ZM177 76V75H176ZM230 79V82H229V80L227 79V77ZM235 76V77H234ZM241 76V75H240ZM261 76V75H260ZM1 77V76H0ZM50 78H51V74H50V76H49ZM90 77V76H89ZM94 77H95V75H93V80H94ZM105 77V76H104ZM115 77V76H114ZM125 77V76H124ZM130 77H128L129 79H130ZM164 77V76H163ZM162 77V78H163ZM166 77H168V76H166ZM178 77V76H177ZM176 77V78H177ZM257 78L259 77L258 76V74H257V76H256ZM6 78V77H5ZM4 78V79H5ZM61 78H65V79H61ZM91 78V77H90ZM99 78V77H98ZM108 78V77H107ZM144 78H145V76H144ZM150 78V77H149ZM154 78V77H153ZM155 79L156 81L158 80V79ZM179 78V77H178ZM231 78H232V81H233V83H232V81H231ZM233 78L235 79V80H233ZM7 79V78H6ZM17 79V78H16ZM35 79L36 78H33V80L35 81ZM46 79H48V77L47 78H45V80ZM60 79V80H59ZM85 79V81H90V83L93 81L92 80V78H91V80L89 79V80H86V78H84ZM83 79V80H84ZM97 79V78H96ZM100 79V78H99ZM102 79V78H101ZM101 79H100V81H97V83L96 84H98V82H102L103 81V79H102V81H101ZM105 79V78H104ZM113 79H115V78H113ZM116 79H117V76H116ZM123 79V78H122ZM121 79V80H122ZM151 79V78H150ZM169 79V80H168ZM180 79V78H179ZM178 79V80H179ZM228 81H226V80ZM247 81H248V79L247 78H245ZM260 79V78H259ZM2 80V79H1ZM0 80V81H1ZM8 80V79H7ZM6 80V81H7ZM15 80V79H14ZM19 80H21V79H19ZM18 80V82H17V80H16V82L17 83H19L20 81ZM21 80V81H22ZM45 80L42 82V83H44L45 82ZM51 80H53L52 81V83H51ZM107 80H109V79H107ZM119 80V79H118ZM128 80V79H127ZM141 80V79H140ZM152 80V79H151ZM165 80H166V82H165ZM182 80V79H181ZM183 80V81H184ZM257 80V79H256ZM261 80V79H260ZM12 81H13V79H12ZM11 81V82H12ZM33 81V82H34ZM39 81H38V83H39ZM48 81L51 83V84H53V82L55 81L54 79H48ZM77 81H78V79L75 81H72V83H69V86H70V84H72L73 85V83H75L74 85H75V87H76V84H77ZM81 82H82V78H81V80H80ZM123 81V80H122ZM125 81V80H124ZM164 81V82H163ZM171 81H172V79H171ZM213 81H214V83H213ZM216 81L218 82V84H219V86H218V84L216 83ZM227 83H226V82ZM246 81V82H247ZM4 82V81H3ZM14 82V81H13ZM15 82V83H16ZM28 82H32V81H30V80H28L27 81V83ZM49 82H48V85L47 84H44V85H47V86H51V84H49ZM59 82L57 83V84H59ZM66 82L65 83H63V85L64 84H66ZM79 82V81H78ZM95 82H96V80H95ZM108 82H110V80L108 81ZM120 82V81H119ZM125 82H127V81H125ZM174 82V81H173ZM222 82V83H223ZM1 83V82H0ZM16 83V84H17ZM35 83V82H34ZM36 83H37V81H36ZM36 83H35V87H36ZM41 83V84H42ZM46 83V82H45ZM55 83V82H54ZM84 83V82H83ZM82 83V84H83ZM87 83V82H86ZM100 83L98 84L99 86V88H101L100 86ZM102 83H104V84H106L107 83V81L106 82H102ZM112 83V84H111ZM123 83V82H122ZM130 83V82H129ZM146 84H147V81L145 82ZM163 83V84H162ZM177 83V82H176ZM257 83V82H256ZM261 83V81L258 83V84H260ZM5 84H6V82L5 83H3L2 85H4L3 87H4V89L6 90V88L7 87H9L10 85H8V84H6V85H8L7 87H5ZM32 84V83H31ZM41 84H38V85H41ZM59 84V85H60ZM78 84H80V82L78 83ZM88 84V83H87ZM96 84H95V87H97L96 86ZM110 84L112 85H110L111 86V88L112 87H114L113 86V82H110ZM115 84V83H114ZM178 84V83H177ZM212 84H214V86L212 85ZM217 84V86H216V91L214 92L213 91V89L215 88V85ZM240 84V83H239ZM241 84H243V83H241ZM246 84V83H245ZM12 85H14V84H12ZM18 85V84H17ZM54 85V84H53ZM57 86L58 88L60 87V89H61V87H62V91H60V89H57L58 90V92L60 91L61 93L66 89V91L67 92H69V90L71 91V92H69V93H71V94H73V95H71L72 97H75L76 96V99L77 98H81V96L83 95L82 93H84V96L85 95H87L88 93V95H92V93L93 92H95L96 90H98V91H101V89L99 90V88H96L95 89V91H93V89L95 88H92L90 85H88V86H90V88L89 87H87V88H89V92L87 93V89H85L86 91H84V92H82V89H83V87H82V89H80V95H76V93H72V89H69V87H66L65 88V86L66 85H64V87H63V85L61 84V86ZM92 85H93V83H92ZM109 85V84H108ZM127 86V83L126 84H124V86ZM184 85V84H183ZM197 85V86H196ZM200 85H202L201 87H199ZM244 85V84H243ZM250 85H252V84H250ZM250 85H247L248 87L250 86ZM253 85H254V83H253ZM263 85V84H262ZM15 86V85H14ZM18 86H20V88L19 89H21V87H23V85H18ZM25 86H28V84L26 85V84H24V87ZM31 86V85H30ZM33 86V87H34ZM46 86V87H47ZM55 86H56V83H55ZM54 86V87H55ZM109 86V87H110ZM124 86H122V87H124ZM231 86V85H230ZM247 86H246V88H247ZM255 86H257L258 87V89L255 87V89H257L258 90V92H262V89H261V91L259 90L260 88L259 87H261L260 85L258 86V85H255ZM17 87V86H16ZM16 87L13 89L12 88V90L10 91V89L8 90V91H10L11 92V94H13L12 93V91L14 90L15 91V89H16ZM23 87V88H24ZM29 87V86H28ZM32 87V86H31ZM31 87H29V88H31ZM34 87V91L33 90H31V89H29L28 91H30L31 90V92L34 94V92L40 87H38L37 89ZM71 87V86H70ZM106 87L108 88H105V87H103V84H102V89L103 88H105L107 91H109L110 89H109V87L107 86V84H106ZM135 87H137V86H135ZM180 87H182V86H180ZM0 88L1 89H3L1 86H0ZM17 88V90H19ZM23 88L21 89V90H23ZM42 88H43V85H42ZM67 88H68V90H67ZM72 88V87H71ZM79 87H77V89H78ZM86 88V87H85ZM118 88V87H117ZM143 88H145V87H143ZM179 88V87H178ZM220 88V87H219ZM241 88L242 87H240V90H241ZM243 88H245V86L243 87ZM251 88H253V87H250V89ZM262 88V87H261ZM264 88V87H263ZM0 89V93H2V90ZM40 89H41V87H40ZM43 89H46L45 87L43 88ZM43 89H41L40 91L41 92H39V90H37L38 92H39V94H40V96H39V94H38V92H37V94H38V97H39V99H40V97L43 95L44 96V98H46L47 97V95H49L48 97L50 98H52V96H55V95H51L50 96V94H51V92L49 93V94H47V92H46V94H45V91L46 90H44L43 91ZM64 89V90H63ZM76 88H74V90H75ZM118 89H120V87L118 88ZM139 88H137V90H138ZM155 89V90H154ZM182 89V88H181ZM221 89V88H220ZM219 89V90H220ZM223 89H221V90H223ZM234 89V88H233ZM238 89H239V86H238ZM53 90V89H52ZM51 90V91H52ZM55 90V89H54ZM53 90V91H54ZM57 90H55L54 91V93L56 94V91ZM90 90H91V94H90ZM104 90V89H103ZM116 90V89H115ZM128 90H130V89H128ZM127 90V91H128ZM142 90V89H141ZM145 90H147V89H145ZM158 90V91H157ZM205 90V91H204ZM215 90V89H214ZM220 90V92H222L223 94H225V92H227L225 89H224V91H221ZM232 90V89H231ZM244 90V89H243ZM7 91V92H8ZM13 91V92H14ZM48 91V90H47ZM93 91V92H92ZM97 91V92H98ZM105 91V90H104ZM122 91V90H121ZM236 89H235V93H236ZM249 90H247V92H248ZM6 92V91H5ZM7 92H6V94H7ZM20 93V91H15L14 92V98H15V94H17V96L19 95V96H23V95H20V94H18V93ZM22 92V91H21ZM25 92V93H24ZM44 92V93H43ZM66 92V96L68 95V96H70L68 93ZM76 92V91H75ZM97 92L96 93H94V94H97ZM135 92H136V90H135ZM139 92H140V90H139ZM144 92V91H143ZM149 92V93H148ZM206 93V96L208 95V99L206 100L205 99V97L203 96V95H205V93ZM239 92H241V91H239ZM246 92V93H247ZM256 92V91H255ZM257 92V93H258ZM9 93V92H8ZM25 96H28V94L26 95V93H27V89H25L23 92H22ZM21 93V94H22ZM41 93H43L42 95H41ZM65 92H63L62 94H64ZM117 93V92H116ZM118 93H120V92H118ZM131 94H132V91L130 92ZM145 93H146V91H145ZM144 93V94H145ZM215 93H216V95H215ZM222 93H220V94H222ZM229 93V92H228ZM227 93V94H228ZM235 93H233V91L231 92V99H232V101H234L235 99L234 98H232L233 96H235L236 97V94ZM243 93H244V91H243ZM249 93V92H248ZM30 94V93H29ZM33 94H32V96H33ZM45 94V95H44ZM99 94L100 95H102V93L101 92H99ZM104 94V93H103ZM112 94V93H111ZM124 94V93H123ZM135 93H133V95H134ZM233 94V95H232ZM235 94V95H234ZM240 94V93H239ZM245 94V93H244ZM262 94H263V92H262ZM261 94V95H262ZM1 95H5V93L3 94H1ZM10 95V94H9ZM99 95V96H100ZM136 95V94H135ZM139 95H141V93L139 94ZM210 95V96H209ZM246 95V94H245ZM252 95L253 96H255L254 95V93H252ZM19 96H18V98H17V100L19 99ZM24 96V97H25ZM78 96V97H77ZM84 96H82L83 98H84ZM97 96H98V94H97ZM98 96V97H99ZM119 96H120V94H119ZM211 96H212V98H211ZM216 96V97H215ZM229 95L227 96L228 98L230 97ZM247 96H249L250 97V95L248 94ZM30 97L31 96H29V99H30ZM34 97H36V100H38V98H37V96H36V92H35V94H34ZM47 97V98H48ZM59 97H60V99H61V96L59 95ZM58 96H57V98L56 99H58L59 98ZM85 97H87V96H85ZM96 97V96H95ZM98 97H96L97 98V100H98ZM101 97V96H100ZM135 97V96H134ZM201 97H204L203 99H205L206 100V102L209 100V98H211L210 100H209V102L211 101L212 102V100L214 101L211 105H213L214 104V106H212V107H210V105H209V107L208 106H206V105H208V104H210V103H206V104H204V102H205V100H204V102H203V100H202V102H200L198 99H202ZM248 97V98H249ZM258 97H259V95H258ZM3 98V97H2ZM6 98V95H5V97L2 99L3 100V103H4V101L6 100L5 99ZM16 98H15V100H16ZM23 98V97H22ZM32 98V97H31ZM43 98V99H44ZM50 98V99H51ZM62 98L64 99H62V100H59V102L60 101H66L67 99H65V97L64 96H62ZM67 98V97H66ZM90 98L92 99V101L93 102H96L95 104H98V102L97 101H94L93 99H95L94 98V96H90ZM105 98V97H104ZM108 98V97H107ZM119 98V97H118ZM130 98V97H129ZM136 98V97H135ZM179 98V97H178ZM228 98H224V99H228ZM9 99H11V98H7V102L6 103H8L10 100ZM26 99V98H25ZM53 99H55L54 97H53ZM56 99H55V101H56ZM69 99H70V97H69ZM68 99V100H69ZM101 99H103V98H100L99 100H101ZM119 99H121V98H119ZM137 99V98H136ZM141 99H144V100H141ZM215 99V100H214ZM224 99H223V102H221L220 104H219V106H222L221 104L222 103H224L225 101H224ZM234 99V100H233ZM240 101L242 100V99H244V96H242V98L240 99V95H239V98H238ZM238 99H236V100H238ZM20 100V99H19ZM21 100H23L24 102H25V100H24V98L23 99H21ZM33 100H34V98H33ZM41 100H42V98H41ZM47 99H44V101H46ZM52 100V99H51ZM71 100H73L72 98H71ZM75 100V99H74ZM73 100V102L74 103H76V101L78 100H75L74 101ZM80 100H82L81 101V103L85 100V101H87L88 102V97H87V100L84 98V100L81 98ZM80 100H78L79 102H80ZM116 100V99H115ZM198 100V101H197ZM234 101L233 103H231L232 105H237V103H238V105H239V102L240 101ZM246 100H247V98H246ZM245 100V101H246ZM43 101V102H44ZM48 102H49V100H47ZM58 101V100H57ZM91 100H90V103L92 102ZM121 101H123V100H121ZM141 101H143L144 103H142V104H144L143 105V108H144V110H143V108L141 107L142 105H141ZM215 101H217V102H219V103H215ZM10 102H14V104L17 102V104H19L18 103V101H10ZM8 103L9 105L11 104V103ZM19 102H22V101H19ZM23 102V103H24ZM30 102H31V99H30ZM34 102H36V101H34ZM34 102H32L33 104H31V105H34ZM39 102L40 103H42L40 100H39ZM39 102H36L35 104H37V103H39ZM59 102L57 103L58 105H59ZM69 102V101H68ZM70 102H72V101H70ZM79 102H77V103H79ZM86 102V103H87ZM101 101H99V103H100ZM103 102H104V100H103ZM105 102H107V100L105 101ZM134 102V101H133ZM132 102V103H133ZM136 102H137V100H136ZM226 102H228V104L226 103ZM225 103H226V105H224L223 104V106H226V107H228L227 105H231V104H229V101L227 100ZM237 102V103H236ZM247 102H248V100H247ZM249 102H250V100H249ZM3 103L1 104V102H0V105H2L3 106ZM6 103H4L5 105H6ZM27 104H28V102H26ZM26 103H24V104H26ZM39 103V105L38 106H41L42 104H40ZM53 103H54V101H53ZM52 103V104H53ZM66 103V102H65ZM74 103H73V105H74ZM75 104V105H77L78 106V104ZM90 103H88V104H90ZM109 103V102H108ZM111 103H114V101L113 102H111ZM111 103H110V105H111ZM131 102H128V104H130ZM178 103H179V101H178ZM246 103V102H245ZM244 102H243V104H245ZM7 104V105H8ZM48 104H50L51 105V101H50V103H48ZM60 104H63V102H61ZM67 104V103H66ZM66 104H64V105H66ZM70 104V103H69ZM68 104V105H69ZM72 104V103H71ZM80 104V103H79ZM88 104H86V107H87V109H88V111L87 112H89V111H93V110H89L90 109V107L91 106H89ZM242 104V102L240 103V105ZM251 104H253V103H251ZM250 104V105H251ZM5 105L3 106V107H5ZM20 105V104H19ZM29 105H30V103H29ZM44 105H46L45 103H44ZM44 105H43V107L42 108H44ZM48 106V107H50V109H51V107L53 106ZM75 105L74 106H72V107H75ZM81 105V104H80ZM83 106L85 105V104H82ZM91 105V104H90ZM100 105H102V104H100ZM100 105H99V107H100ZM110 105H108V106H110ZM113 106H115V103L114 104H112ZM117 105V104H116ZM131 105V104H130ZM230 106L231 108H233L234 106ZM237 105V106H238ZM239 105V106H240ZM247 105H249V103L247 104ZM14 106V105H13ZM16 106V105H15ZM14 106V107H15ZM21 106H22V103H21ZM20 106V107H21ZM25 105H23V107H24ZM60 106V105H59ZM67 106V105H66ZM70 106V105H69ZM82 106V107H83ZM93 103H92V108H93ZM98 105H96V107H97ZM105 106H106V104L104 105V107L103 108H105ZM112 106V107H113ZM134 106V105H133ZM132 106V107H133ZM221 107L220 109H219V112H221L220 110H222V108H224L225 109V107ZM242 106H244V105H242ZM253 106V105H252ZM8 107H10V106H8ZM7 107V108H8ZM11 107H12V105H11ZM10 107V108H11ZM17 108H18V113H20V112H24V110H27V109H24V108H26V106L23 108V110L22 111H19V107L18 106H16ZM28 107V106H27ZM46 107V106H45ZM48 107H46V108H48ZM54 107H55V105L53 106V108L51 109L52 110V112L53 111H55V110H53L54 109ZM57 107V106H56ZM68 107V106H67ZM85 107V106H84ZM85 107V108H86ZM99 107H98V109H99ZM116 107V106H115ZM117 107H120V106H117ZM123 107V109H125L124 108V106H122ZM122 107H121V109H122ZM129 107H131V106H129ZM248 108V106H246V104H245V106H244V108ZM254 107V106H253ZM10 108L9 109H5V108H2V107H0V113L2 112L3 113V111H4V109L5 110H10ZM17 108H15L14 109V111L11 109V112L9 113V112H7V111H5L6 112V114L7 115H9L10 114V116H12L11 115V113L13 114L14 112H15V110H17ZM22 108V107H21ZM30 108V107H29ZM33 108V106H31V110H34V112L36 111V107H34V109H32ZM46 108H44V110L47 112H51V110H46ZM58 108V107H57ZM66 108V107H65ZM71 108V107H70ZM70 108H66V110L65 109H63V111L61 110V111H58L57 113H59V114H62V112H63V115H64V118L63 117H61V115H60V118H63V120L66 118L65 116H66V114L64 113V112H66V113H68L69 112V110H68V112H67V109H70ZM79 108V107H78ZM85 108H84V110H85ZM107 108H109V107H107ZM142 108V109H141ZM187 108V107H186ZM204 108H207V109H205L204 110ZM215 108V110H217V108H219L218 106H217V108L216 107H214ZM240 108H241V106H240ZM240 108H238L237 109V107H235L234 109L236 110V111H241L240 110ZM245 108V109H246ZM41 109V108H40ZM49 109V108H48ZM86 109V110H87ZM93 109H96L95 107L93 108ZM101 109H102V107H101ZM100 109V110H101ZM112 109H114V108H112ZM111 109V106H110V108H109V110H111V111H109V112H111V115L112 114H114ZM116 109H118V108H116ZM121 109L119 108V111L121 112ZM132 109V108H131ZM211 109H209V110H211ZM226 109H229V107L228 108H226ZM249 109H252L251 108V106H250V108ZM21 110V109H20ZM30 110V109H29ZM30 110V111H31ZM38 111H39V108L37 109ZM65 110V111H64ZM79 110V109H78ZM81 110H83V108L81 109ZM103 110V109H102ZM108 110V109H107ZM106 110V112H108ZM127 110L125 111V112H127ZM143 110V111H142ZM184 110V109H183ZM190 110V109H189ZM235 110L233 111V109H229V111L230 112H232V114L235 116V115H237L238 114V112H236V114L234 113L235 112ZM28 111V110H27ZM38 111L37 112H35V113H38ZM80 111V110H79ZM104 111V110H103ZM103 111H100V112H102L103 113V116H104V113L105 112H103ZM117 111V110H116ZM116 111H114L115 113H117ZM124 111V110H123ZM224 111H226V110H224ZM228 111V110H227ZM4 112V113H5ZM21 113L20 115L17 113V112H15V114H14V116H12L13 118H14V120H15V118H16V114L17 115H19V116H17V118L18 117H22V114H24V113ZM32 112L33 111H31V115H32V118H33V114H32ZM47 112V113H48ZM94 112V111H93ZM95 112H96V110H95ZM94 112V113H95ZM120 112H118V113H120ZM124 112V113H125ZM246 112H248V111H246ZM249 112H252L251 110H249ZM248 112V113H249ZM28 113H30V112H28ZM34 113V114H35ZM40 113H42V114H44V111L42 112L41 110H40ZM46 113V114H47ZM70 113V112H69ZM98 113V112H97ZM177 113L180 115V116H178L177 115ZM194 113H195V115H194ZM209 113V114H208ZM217 113V112H216ZM244 113L245 112H243V117L245 118L246 116H244ZM254 113H256V112H254ZM253 113V114H254ZM259 113V112H258ZM257 113V114H258ZM41 114V116H43ZM45 114V115H46ZM50 114V113H49ZM54 115L56 114V112H54L53 113ZM52 114V115H53ZM59 114L57 115V117H59ZM72 114V113H71ZM80 114V113H79ZM214 114V115H213ZM219 114V113H218ZM230 114V113H229ZM232 114H230V115H232ZM239 114H241V113H239ZM249 114H252V113H249ZM7 115H2L5 119V122H4V124H7V126L9 125L10 126V124H11V118H10V116L8 117V118H10L11 120H9L8 118H6L5 116H7ZM26 115H27V113H26ZM45 115L43 116V118L42 119H44V117H45ZM48 115V114H47ZM53 115V116H54ZM70 115V114H69ZM89 115H91V113H89ZM88 115V116H89ZM100 116H102L101 115V113L99 114ZM106 114H105V117L107 116ZM122 115H124L123 113H121V116ZM182 115H184V116H182ZM259 115V114H258ZM2 116H0V117H2ZM28 116H30L29 114H28ZM35 116V115H34ZM40 116V115H39ZM49 116V115H48ZM48 116H46L48 119H51L52 117H48ZM56 116V115H55ZM67 116H68V114H67ZM71 116V115H70ZM96 116H98V115H96ZM113 116V115H112ZM115 116V115H114ZM118 116V115H117ZM120 116V115H119ZM120 116V117H121ZM217 116H219V120H218V117ZM241 116V115H240ZM239 116V117H240ZM250 116V115H249ZM254 116V115H253ZM256 116V115H255ZM3 117H2V119H3ZM57 117H55L56 119L54 120V118H53V120H54V122L53 121H51V120H49V122H48V120H47V122H48V124L51 126H53V124L55 123V121L56 120H58L57 119ZM99 117V116H98ZM98 117H97V119H98ZM116 117V116H115ZM114 117V118H115ZM125 116H122V119L126 122V120H125V118H124ZM217 117V118H216ZM231 117V116H230ZM236 117V116H235ZM26 118H27V116H26ZM70 118V117H69ZM76 118V117H75ZM85 118H87L86 116H85ZM119 118V117H118ZM237 119H238V117H236ZM235 118V119H236ZM251 118V117H250ZM260 118V117H259ZM2 119H0V121H2ZM20 119V120H19ZM27 119H30V118H27ZM27 119H24V117H23V121L24 122H22V120H21V118H18V120L16 119L15 121H17V123H19V121H21L20 123H23L22 125H24L25 124V120H27ZM35 119L36 118H34L33 120L35 121ZM41 119V118H40ZM73 119V118H72ZM71 119V120H72ZM77 119V118H76ZM83 119V118H82ZM87 119H90V117L89 118H87ZM93 119V120H92ZM121 119V118H120ZM215 119H217V121L215 120ZM230 120H229V122L231 121V118H229ZM237 119L236 120H234L235 121V123H237ZM261 119V118H260ZM6 120H8V122L9 121H11L10 122V124H8L7 123V121ZM33 120H31L30 119V122L31 121H33ZM63 120H61V123H62V121ZM67 119H65L64 121H66ZM84 120V119H83ZM123 120H121V121H123ZM240 120V119H239ZM242 120H244L243 118H242ZM255 120H257V119H255ZM263 120V119H262ZM15 121H14V124H15ZM36 121H38V119L36 120ZM63 121V122H64ZM69 120H67V122H68ZM132 121V122H131ZM218 121H220V122H218ZM221 121L222 122H225L224 124H225V126L223 125V123H221ZM247 121H248V119H247ZM247 121H244V122H247ZM28 122V121H27ZM40 121H38V124H40V126H41V124L43 123H39ZM46 121H44V123H45ZM46 122V123H47ZM60 123V119L58 120V121H56V123L59 125V126H62V125H65L64 123H62V125H61V123ZM67 122H65V123H67ZM80 122V121H79ZM86 122H87V120H86ZM85 122V123H86ZM89 122V121H88ZM91 122H89V124H91ZM243 122V121H242ZM249 122V121H248ZM260 122V121H259ZM2 124H3V122H1ZM1 123H0V127H1ZM16 123V124H17ZM19 123V124H20ZM36 123V122H35ZM34 123V124H35ZM46 123H45V125H43V127L45 126V127H47L48 126V130H47V132L49 131V125L47 124L46 125ZM54 124L55 126L54 127H51V128H57L58 129V127L59 126H56L57 124ZM113 122H111V124H112ZM231 123H233L232 121H231ZM240 123V122H239ZM251 123V122H250ZM254 123V122H253ZM15 124V125H16ZM18 124V125H19ZM73 124V123H72ZM99 124H101V123H99ZM110 124V125H111ZM242 125H245V124H243V123H241ZM248 124V123H247ZM12 125H13V122H12ZM15 125H13L14 126V128L16 129V130H19L22 126H17V127H15ZM25 125H28V124H25ZM69 124H67V126H68ZM74 125V124H73ZM250 125V124H249ZM255 125H256V123H255ZM258 125V124H257ZM6 126V125H5ZM13 126H12V128H9V127H6L7 128V131H6V133L5 134H3V135H5V138H8L9 137V135H10V138H11V134H12V137H13V133L14 134H17V133H15V132H11L10 134H8V137L6 136V134H7V132H10L9 131V129H13ZM29 126H31V125H29ZM29 126H26V127H28V129H26L25 130V126H23L24 127V129H23V127H22V129H20V130H25V131H27V130H31V134H28V136L30 137V135H31V137H33V135H32V133L36 130V131H39V129L37 130V129H34V131H33V129H30V128H32V126L29 128ZM39 126V127H40ZM66 126V125H65ZM109 126V125H108ZM233 126V127H232ZM252 126H253V124H252ZM4 127V125H2V128ZM11 127V126H10ZM33 127H37L36 125L35 126H33ZM42 127V126H41ZM69 127V126H68ZM72 127H74V126H72ZM114 127V126H113ZM123 127V128H122ZM240 127H243V126H240ZM249 127V126H248ZM251 127V126H250ZM254 127V126H253ZM260 127V126H259ZM2 128H0V130L2 129ZM6 128H5V130H6ZM9 128V129H8ZM19 128V129H18ZM55 128V129H56ZM60 128V127H59ZM75 129H77L76 127H74ZM104 128V130H106L107 128H105V127H103ZM110 129L112 128V126L111 127H109ZM244 128V127H243ZM246 128H247V126H246ZM257 128V127H256ZM264 127L262 126V129H263ZM43 128H41L40 129V131H42L43 132V130H42ZM45 129H47V128H44V132H46L45 131ZM55 129L54 130H52L53 132L55 131ZM74 129V130H75ZM86 129V128H85ZM110 129H107V130H110ZM113 129H115V127L113 128ZM116 129H118V128H116ZM237 129V128H236ZM251 129H252V127H251ZM255 129V128H254ZM4 130V129H3ZM4 130V131H5ZM14 130V129H13ZM12 130V131H13ZM15 130V131H16ZM19 130V134H20V136L21 135H23L24 133H22L21 134V132L22 131H20ZM73 130V131H74ZM104 130H101L100 129V132H102V131H104ZM240 130H241V128H240ZM247 130V129H246ZM258 130V129H257ZM256 130V131H257ZM4 131H1L2 133L4 132ZM39 131V132H40ZM52 131H49L50 133L52 132ZM58 131V130H57ZM85 131V130H84ZM88 130H86V132H87ZM113 131V130H112ZM111 131V132H112ZM238 131V130H237ZM259 131H261V130H259ZM258 131V132H259ZM262 131H264V129L262 130ZM44 132H43V134H44ZM48 132V133H49ZM70 132V131H69ZM114 132V131H113ZM115 132H117L118 133V131H115ZM232 132H233V135H232ZM239 132V131H238ZM237 132V133H238ZM241 132L243 133V131L241 130ZM248 132V131H247ZM253 132V131H252ZM2 133H0L1 135H2ZM26 133H28V131L26 132ZM36 133V132H35ZM35 133H34V135H35ZM109 132H107V133H105V134H108ZM237 133H235V135L237 134ZM245 133V132H244ZM250 133V132H249ZM248 133V135L250 136L249 138H251L252 137V135H254V134H249ZM264 133V132H263ZM19 134H17L18 136H19ZM42 134V133H41ZM40 133H38V136H40L41 135ZM54 134V135H53ZM86 134V133H85ZM110 134V133H109ZM120 134V133H119ZM228 134V135H227ZM241 134V133H240ZM260 134H262V133H260ZM36 135H37V133H36ZM69 135V134H68ZM104 135V134H103ZM103 135H101V136H103ZM114 135V134H113ZM239 135V134H238ZM258 135V134H257ZM24 136V135H23ZM22 136V137H23ZM26 136V135H25ZM38 136L35 138L36 139V141L34 140V142H32V144L34 145V143H36V142H39L40 140V138L41 137H39V139H37L38 138ZM61 136H63V135H61ZM60 136V137H61ZM72 136V137H73ZM90 136V137H89ZM93 136V139L95 138ZM107 135H105L104 137H102V139L103 138H105ZM262 136H264V135H262ZM1 138L0 139H2V138H4L3 136H0ZM28 137V138H29ZM35 137V136H34ZM34 137L32 138V139H34ZM88 137H89V139H88ZM108 137H109V135H108ZM110 137H111V135H110ZM109 137V138H110ZM236 137V136H235ZM244 137H245V135H244ZM14 138V137H13ZM16 138H17V136H16ZM16 138L14 139V140H16ZM20 138V137H19ZM85 138V139H84ZM96 138H98V137H96ZM99 138H101V137H99ZM107 138V137H106ZM229 140L230 139V141H226L227 139ZM234 138V139H233ZM26 138H23V142H24V144H21L22 142L20 141V140H18L19 142H21L20 144H21V146L22 145H25V144H27V143H25V142H29V141H27V140H25ZM30 139V138H29ZM32 139H31V141H32ZM52 140V141H50V140ZM62 139H63V137H62ZM72 139V138H71ZM110 139H112V137L110 138ZM238 139V138H237ZM236 139V140H237ZM247 139V138H246ZM259 138L257 137V139L256 140H258ZM261 139H263L262 137H261ZM10 140V139H9ZM12 141H13V139H11ZM22 140V139H21ZM37 140H39V141H37ZM73 140H74V138H73ZM244 140V139H243ZM1 141V140H0ZM2 141H3V139H2ZM1 141V142H2ZM5 139H4V144H6L8 147H5L6 145H1V143H0V145L2 146V147H0L1 149L3 148V150L5 149L6 150V152H3V154H2V157L4 156V154L5 153H8L9 152V154H10V150H11V152H13V151H15L16 150V153H17V148H15V150H13L14 148H12V146L13 147H17V143H19L18 141H17V143H16V141H13V142H15V144H17L16 146L14 145V143H13V145H11V141L10 142H8V144L7 143H5ZM100 141H102L101 139L98 141L97 140V142H95V140H93V142L94 143H100ZM104 141V140H103ZM105 141H107L106 139H105ZM114 141V140H113ZM123 141V140H122ZM235 141V140H234ZM249 141H252L251 139H249ZM46 142V143H47ZM51 142V143H50ZM62 142H63V140H62ZM89 142V141H88ZM244 142V141H243ZM247 142V141H246ZM262 142L263 141H261L260 143L262 144ZM10 143V144H9ZM41 143V142H40ZM41 144V146L43 145V147H45L44 145L45 144ZM63 143H65V142H63ZM68 143H69V141H68ZM91 143V145H93L92 144V141L91 142H89V144ZM106 143V142H105ZM104 143V144H105ZM240 143V142H239ZM242 143V142H241ZM253 144H254V141L252 142ZM19 144V145H20ZM31 144V143H30ZM37 144V143H36ZM35 144V146H37ZM62 144V143H61ZM78 144V145H77ZM76 144V146H79V143H77ZM84 144V143H83ZM83 144H81L80 143V145H83ZM194 144V145H193ZM244 144V143H243ZM9 145H11V146H9ZM59 145V146H58ZM85 145V144H84ZM86 145H87V143H86ZM91 145H89V146H91ZM97 144H95L94 146H96ZM106 145H108L107 143H106ZM106 145H105V147H106ZM245 145H247L246 143H245ZM248 145H250L249 143H248ZM21 146H19V147H21ZM30 146V145H29ZM34 146V147H35ZM89 146H86V147H88L90 150H93L91 147H89ZM104 146V145H103ZM109 146V145H108ZM107 146V147H108ZM238 146V145H237ZM244 146V145H243ZM254 146H256V145H254ZM5 147V148H4ZM9 147H10V150L7 152V150L9 149ZM18 147V148H19ZM28 147V144H27V146H26V148ZM31 147V146H30ZM30 147H28L29 149H31ZM33 147V146H32ZM38 147H40V145H38ZM43 147H40V148H42L41 149V152H42V150H43ZM48 147H45V148H47V150H46V152H48ZM54 147V148H55ZM83 147V146H82ZM102 148V145H99V147L98 148ZM104 147V148H105ZM245 147V146H244ZM243 147V148H244ZM253 147V146H252ZM6 148H8V149H6ZM80 148H81V146H80ZM240 148H241V144H240ZM250 148H251V146H250ZM257 148V147H256ZM19 149H21V150H26L23 146H22V148H19ZM29 149H27L26 151L28 152L29 151ZM36 149H37V147H36ZM36 149H32V150H35V153L36 152H38V151H40L39 150V148L36 150ZM242 149V148H241ZM245 150H246V148H244ZM253 149V148H252ZM260 148H258V150H259ZM58 150V149H57ZM95 150H97L96 148H95ZM250 150V149H249ZM62 151V152H61ZM66 151V152H65ZM94 151V150H93ZM99 151V150H98ZM237 151V150H236ZM240 151V150H239ZM247 151V150H246ZM252 151V150H251ZM19 152V151H18ZM21 152V151H20ZM31 151H29V154H30V156H32L31 155V153H30ZM88 152V151H87ZM229 152V153H228ZM0 153H1V150H0ZM13 153H15V152H13ZM25 155H24V154ZM23 153H21V155L23 154V156H21V155H19V157L21 156V157H24V158H26L25 156H27L26 154H28V153H26L25 151H23ZM33 153V152H32ZM34 153V154H35ZM38 153H40V152H38ZM42 153H45V152H42ZM50 153H53V152H50ZM62 153H64V155L62 154ZM89 154H91L90 152H88ZM96 153V152H95ZM110 153V152H109ZM109 153H106V154H109ZM251 153H253V154H255V152H251ZM261 153H263V152H261ZM8 154V155H9ZM19 154V153H18ZM17 154V155H18ZM47 154H49V153H47ZM77 154H79V155H81L79 152L77 153ZM99 154V153H98ZM102 154H101V156H102ZM105 154V155H106ZM206 154H207V156H206ZM245 154V153H244ZM250 154V153H249ZM7 155V154H6ZM7 155V156H8ZM12 153H11V157H12ZM41 155V154H40ZM45 155H46V153H45ZM43 156V157H46V156ZM86 155H88V154H86ZM110 155V154H109ZM229 156L228 157V159H227V156ZM257 155V154H256ZM16 155H14V158L12 159L11 158V160H10V157L8 156L7 158L4 156L3 158L1 157V154H0V158L1 159H4V160H1L3 163H5V165H7L6 163L9 161V164L8 165H12L13 163H14V161H15V158L17 157H15ZM29 156V155H28ZM30 156L28 157L29 158V160H31L32 158H36V157H33L32 156V158H30ZM35 156H37V158L39 159V155L37 154V155H35ZM41 156V157H42ZM48 156L49 157H52L50 154L49 155H47V157L46 158H48ZM245 156V155H244ZM251 156H252V154H251ZM40 158L41 160H45V158ZM98 157H100L99 155H98ZM107 157V155L105 156V158ZM225 157V158H224ZM249 157V156H248ZM9 158V159H8ZM24 158L22 159V160H20V161H16V163L18 162V164L17 165H19L20 163L21 164H26V161H28V160H25V161H23L24 160ZM36 158V159H37ZM55 158V159H56ZM94 158V157H93ZM102 158H103V156H102ZM104 158V159H105ZM245 158V157H244ZM252 158V157H251ZM17 159V158H16ZM20 158H18V160H19ZM35 159V160H36ZM37 159V160H38ZM73 159H74V156H73ZM72 159V160H73ZM99 159H101V158H99ZM107 159H109V157L107 158ZM180 159V160H179ZM242 159H243V156H242ZM13 160V161H12ZM40 160V162H39V164L42 162ZM57 160V161H58ZM102 160V159H101ZM248 160H250V159H248ZM10 161H11V163H10ZM74 161H75V159H74ZM78 161V160H77ZM104 161V160H103ZM180 161V162H179ZM256 161V160H255ZM254 161V162H255ZM25 162V163H24ZM30 162V164L28 163V165H31V162L32 161H29ZM35 164L38 162V161H33ZM32 162V163H33ZM51 162V163H52ZM67 162V163H66ZM69 162H70V160H69ZM71 162H73V161H71ZM98 162V161H97ZM108 162V161H107ZM242 162H243V160H242ZM3 163H1L2 165H4ZM15 163V164H16ZM43 163L41 164V165H43ZM180 163V164H179ZM247 163H249V162H247ZM256 163V162H255ZM38 164V163H37ZM39 164H38V166L36 165H34L35 167H33L32 165V167H33V170H35L36 171V169L38 168V169H40L41 168V165H40V167H39ZM55 164V165H56ZM73 164V163H72ZM75 164H74V167H75ZM103 164V163H102ZM106 164V163H105ZM109 164V163H108ZM244 164H246V163H244ZM244 164H242V165H244ZM253 164V163H252ZM53 165V164H52ZM71 165V164H70ZM247 165V164H246ZM249 165V164H248ZM14 166V165H13ZM20 166V168L21 167H23V165H19ZM25 166H27V165H25ZM30 166V167H31ZM103 166V165H102ZM226 166H227V168L229 169V168H232L233 166L235 167L234 169H232V170H230L229 169V171H226V172H221L224 168L226 169ZM18 167V166H17ZM16 166H14V167H11L12 169H14V172H15V168H17ZM29 167V166H28ZM27 167V168H28ZM32 167H31V169H32ZM47 167V168H46ZM45 168L46 169H48V168H51V166L50 167H48V166H46ZM53 167V166H52ZM80 167V166H79ZM78 167V168H79ZM222 167H223V169H222ZM246 167V166H245ZM251 167H253V166H251ZM257 167V166H256ZM7 168V167H6ZM27 168L25 169V170H27ZM36 168V169H35ZM58 168V167H57ZM0 169H1V167H0ZM18 169H19V167H18ZM30 169V168H29ZM37 169V170H38ZM74 169V168H73ZM75 169H77L76 167H75ZM74 169V170H75ZM218 169H221V171L219 172V170ZM227 169V170H228ZM256 169V168H255ZM24 170V167L23 168H21V172ZM57 169H55V166H54V171L53 170H50L51 171V175L50 176H52V174L54 175V177H56V179H57V177H58V179H60V178H62V177H60L59 178V174H57V176H55L56 174H54L55 172L57 173V171H58ZM78 170V169H77ZM86 170V171H85ZM96 170V171H97ZM144 170H146V172L144 171ZM198 170H200V171H198ZM247 170H249V171H247ZM9 171V170H8ZM11 171H13V170H11ZM17 171V170H16ZM19 171V170H18ZM18 171H17V173H18ZM28 171V170H27ZM27 171H25V173L27 172ZM39 171L40 170H38L37 171V173L39 174ZM49 171V170H48ZM232 171H233V173H232ZM259 171V170H258ZM3 173H4V171H2ZM5 172H6V170H5ZM19 172L20 174H23L24 172ZM32 172V171H31ZM52 172H54V173H52ZM58 172V173H59ZM198 172V173H197ZM202 174H201V173ZM260 172V171H259ZM18 173V174H19ZM33 173V172H32ZM36 173V174H37ZM198 175H197V174ZM1 174V173H0ZM5 175H7V173H4ZM19 174V177H21V175ZM47 174V176H49ZM195 174L197 175V176H195ZM199 174H200V176L201 177H203V175H205L204 177L206 178V180H205V178L204 179H202L201 180V178H200V176H199ZM254 174H256V176L254 175ZM3 175V174H2ZM10 175H12V174H10ZM24 175H26V174H23L22 176V178H24L25 176ZM31 175V174H30ZM60 175H62V174H60ZM64 175V174H63ZM62 175V176H63ZM15 176H16V174H15ZM28 176H26L27 178H29ZM89 175H87V177H88ZM199 176V177H198ZM4 177V176H3ZM64 177V176H63ZM66 177H64V179L66 178ZM96 177V176H95ZM1 178V177H0ZM8 179H9V177H7ZM13 178V177H12ZM18 178V177H17ZM47 178V177H46ZM51 178V177H50ZM143 178H144V180H143ZM200 178V179H199ZM2 179V178H1ZM26 179V178H25ZM25 179H23V180H25ZM56 179H54V181L52 182V185H54V183H56L55 182V180ZM67 179V178H66ZM137 179H140L142 182H141V184H138V182H137ZM6 180V179H5ZM10 180V179H9ZM8 180V181H9ZM27 180V179H26ZM25 180V184H23V185H25V186H23L22 185V183H19V186H21V187H19L20 189H22V191L21 192H27L26 194H34L35 192L37 193V191H35V192H28L27 191V189L25 188V187H27V188H29V185H26V184H30V183H27V181ZM32 180V181H33ZM61 181L60 182H62V179H60ZM264 180V179H263ZM2 181V180H1ZM20 181H21V179H20ZM30 181V180H29ZM56 181H58V180H56ZM72 181V182H71ZM81 181V182H80ZM42 183H44L43 181H41ZM82 182V183H83ZM13 183V182H12ZM17 183H18V181H17ZM24 183V182H23ZM31 183H33V185H34V181L33 182H31ZM49 183H48V185H49ZM58 183H59V181H58ZM58 183H56V184H58ZM78 183H80L78 186H76V184H78ZM84 183H86V182H84ZM83 183V184H84ZM93 183V184H92ZM239 183V182H238ZM59 184H62V183H59ZM92 184V185H91ZM241 184H243V183H241ZM14 185H15V183H14ZM35 185V186H36ZM46 185V186H45ZM51 185V184H50ZM51 185V186H52ZM7 186V185H6ZM56 185H54L53 187H55ZM64 186H66V185H64V184H62V186H59V187H64ZM69 186V187H70ZM76 186V187H75ZM86 186V187H87ZM10 187V186H9ZM16 187V186H15ZM30 187H31V185H30ZM37 187H39V186H37ZM140 187V188H139ZM238 187V186H237ZM242 187V186H241ZM240 187V188H241ZM26 190H25V189ZM34 188V187H33ZM43 188V187H42ZM56 188V187H55ZM72 188V187H71ZM72 188V189H73ZM77 188H79V190H80V193H81V195H83V196H81V195H79L77 192H78V189ZM17 189V191H18V188H16ZM16 189H14V190H16ZM19 189V190H20ZM31 189H32V187H31ZM44 189V188H43ZM87 189H89V191L87 190ZM242 189V188H241ZM263 189V188H262ZM13 190V189H12ZM24 190V191H23ZM52 190H53V188H52ZM57 190H56V193H57ZM261 190V189H260ZM32 191V190H31ZM47 191V192H48ZM64 191V192H65ZM87 191H88V193H87ZM242 191V192H243ZM76 192V193H75ZM85 192V193H84ZM255 192V193H254ZM12 193H14V192H12ZM17 193V192H16ZM20 193V192H19ZM50 193V192H49ZM244 193V192H243ZM23 194V193H22ZM22 194H20V195H22ZM25 194V193H24ZM37 194H41V193H37ZM45 194V193H44ZM48 194V193H47ZM66 194V193H65ZM65 194H64V197H65ZM233 194V195H232ZM240 194H241V191H240ZM14 195H15V193H14ZM43 195V194H42ZM50 195V196H51ZM58 195V196H57ZM252 195V194H251ZM250 195V196H251ZM259 195V194H258ZM38 196V195H37ZM37 196H35L34 195V198H32V199H34V200H36L35 199V197H37ZM46 196V195H45ZM49 196V195H48ZM50 196H49V198H50ZM69 196V197H70ZM241 196V195H240ZM262 197H264V195L262 194L261 195ZM20 197V196H19ZM22 197H23V195H22ZM39 197V196H38ZM37 197V200H40V198H38ZM41 197V196H40ZM70 197V198H71ZM83 197V198H82ZM248 197V196H247ZM257 197H259V196H257ZM21 198V197H20ZM19 198V199H20ZM43 198H44V196H43ZM43 198H42V200H43ZM46 198V197H45ZM243 198H244V200H245V195L243 194L242 195V200H243ZM255 198V197H254ZM72 199V198H71ZM79 199V200H80ZM33 200V201H34ZM70 200V199H69ZM80 200V201H81ZM91 200H92V202H94L93 204L94 205H92V202H91ZM95 200H96V202H95ZM255 200V199H254ZM259 200V199H258ZM257 200V201H258ZM261 200V199H260ZM263 200V199H262ZM41 201V200H40ZM72 201V200H71ZM78 201V200H77ZM76 201V202H77ZM16 202H18V205L20 204L19 203V200L18 201H16ZM22 202V201H21ZM39 202V201H38ZM44 202H47V200H45ZM43 202V205L42 206H44L45 205V203ZM61 202V203H60ZM63 202V203H62ZM74 202V201H73ZM75 202V203H76ZM22 203H24V202H22ZM30 203V202H29ZM31 203H33L32 201H31ZM30 203V204H31ZM40 203V202H39ZM55 203V204H54ZM74 203V204H75ZM75 204V206H77V205H79V204ZM193 203H195L194 205H193ZM14 204V203H13ZM90 204V205H89ZM242 204V205H241ZM37 205H39V204H37ZM52 205V206H53ZM241 205V206H240ZM16 206H17V204H16ZM49 206H47V207H49ZM93 206V207H92ZM94 206H95V211H93V212H91L92 210H91V207L92 208H94ZM98 208H97V207ZM22 207V206H21ZM37 207H39V208H37ZM249 207H251V209L249 208ZM18 208V207H17ZM31 207H29V209H30ZM49 209H51V206H50V208ZM78 209V211H76ZM23 210V214H24V216L25 217H27L26 219L24 218V219H21V217H19V212H21ZM55 210V211H54ZM40 211V212H39ZM211 211V212H210ZM39 212V213H38ZM37 213V214H36ZM41 213V214H40ZM67 213H68V215L70 214V218H66L65 216L67 215ZM39 214V215H38ZM6 216H8L7 218H6V221H5V217ZM24 216H22V218L24 217ZM117 219H119V220H123V225L120 227V228H118L117 229V225L115 226V221L117 220ZM118 220V221H119ZM251 226H252V229H253V231H249V228H251ZM254 227V228H253ZM251 229V230H252ZM251 232H252V234H251ZM130 233H135L136 235H134V236H132L131 237V235H130ZM252 236H251V235ZM249 236H251V237H249ZM255 236V237H254ZM264 238V237H263ZM261 240V239H260ZM264 241V240H263ZM259 245H260V242H259ZM263 245V244H262ZM264 246V245H263ZM261 248V247H260ZM259 250V251H258Z\"/></svg>",
    "mask_w": 264,
    "mask_h": 264
},
{
    "label": "rangeland",
    "instance_id": "rangeland-1",
    "mask_svg": "<svg viewBox=\"0 0 264 264\" xmlns=\"http://www.w3.org/2000/svg\"><path fill=\"white\" fill-rule=\"evenodd\" d=\"M6 1V2H5ZM10 1V2H9ZM29 1V2H28ZM36 2V3H34V2ZM46 1V2H45ZM100 0H21L20 2H18V0H1L0 1V17H1V20H0V25H2V23L3 22H1L2 21V19H3V21H7V22H9L8 23V25H6V23H4L3 25V27H5L4 28V30H3V28L0 26V31H1V28H2V31L0 32V40H1V42H0V46H1V48H0V62L1 61H3V62H5V60H7V61H9V58L11 57V56H13L14 57V55H15V53H16V55H15V57H16V59H15V57L13 58L12 57V61H11V58H10V63L8 64V67L7 66H3L2 67V70H4L3 68H5L6 70L8 69V71H6V70H4V71H2V73H1V71H0V73H1V77H0V86L3 88V89H1L2 90V93L4 94L5 93V95H6V102H7V98H11V99H9L10 101H18V103L20 104H17V102L14 104V102H10L11 104L9 105L8 103H6L5 101H4V103H6V105L3 103V98L5 97V95H1L2 93H0V102H1V104L3 103V106L5 105V107H3L2 105H0V107H2V108H5V109H9L10 107H11V105H12V107L10 108V110L8 111V110H5L4 109V111H3V113L1 112L0 113V116H2V115H7L6 114V112L5 111H7V112H11V109L14 111V109L15 108H17L16 106H18L19 107V111H22L23 110V108L26 106V108H24V109H27V110H24V114H22V117L20 116V117H18V118H21V120H22V122H24L23 121V117H24V119H27V118H30L31 120H33L34 118H36L35 119V121L33 120V121H31L30 122V119H27V120H25V124H28V125H22L23 123H20L21 121H19V123H17V121H15L16 119L18 120V118H17V116H19L22 112H20V113H18V108H17V110H15V112H17L19 115H17L16 114V118H15V120H14V118L12 117V116H14V114H15V112L12 114L11 113V115L12 116H10V114L9 115H7V116H5L6 118H8L9 116H10V118L12 119H10V118H8L9 120H11L12 122H13V125H15L16 123V125L17 126H25V130L26 129H28V127H26V126H29V125H31L32 126V128H30L31 126H29V128L30 129H33V131H34V129H39V131H40V129L41 128H43L42 130H43V132H44V128H47V129H45V131L46 132H44V134H43V132L42 131H34L33 133H32V135H33V137H34V139H32L33 137H31V135H30V137L28 136V134H31L30 132H31V130H27L28 131V133H26L27 131H25V130H20V129H22V127L19 129L20 131H22L21 132V134L22 133H24L23 135H21L20 136V132H19V130H16L15 128H14V126L12 125V122L11 121H9L8 122V120H6L7 121V123L8 124H10V122H11V124H10V126L8 125L7 126V124H4V122H5V118L3 117V119H2V117H0V119H2V121H0V123L1 122H3V124L1 123V127L0 128H2V125H4V127L0 130V133H2L1 131H4L5 130V128L6 127H9V128H12V126H13V129H9V131L10 132H7V134H6V136L8 137V134H10L11 132H15V133H17V134H19V136L17 135V134H14L13 133V137H12V134H11V138H10V135H9V137L8 138H5V135H3V134H5L6 133V131H7V128H6V130L2 133V135L0 134V136H3L4 138H2L3 139V141H2V139H0L1 141H0V143H1V145H3L4 144V139L6 140L5 141V143H7L8 144V142H10L11 141V145H13V143H14V145L16 146L17 144V147H13L12 146V148H14L13 150H15V148H17V153H16V150L15 151H13V152H15V153H13V152H11V150H10V147H9V149L8 148H6V149H8L7 150V152L10 150V154H9V152L8 153H5L4 154V156L7 158L8 156L10 157V160H11V158L13 159L14 158V155H16L15 157L17 158H15V161H14V163L12 164L11 163V161H10V163L12 164L11 166L10 165H8L9 164V161L6 163L7 165H5V163H3L1 160H4V159H1L0 160V167H1V169H0V177L2 178H0V185H2L3 187L5 186V188L7 187V188H9L8 190L9 191H11V194L13 195V197H15V196H18V198L16 199V197H15V199L16 200H11L12 201V203H11V205H12V208H14V206H15V208L13 209V210H18L19 209V206H20V208L22 209L23 208V210L25 211V212H23V210L21 211V212H19V217H21V219H26L27 217H25L26 216V212H28L27 211V209L26 208H24V205L28 202H26V200L24 201V197L27 195H30V196H28V197H31V195L33 196L32 198H34V195L35 196H37L38 198H40V200H37V197H35V199L36 200H34V199H29V198H27V196L25 197V198H27V200H29V202L31 203V201L33 202V203H27L25 206H27L28 207V210L30 211L32 208H33V206H32V204H34L35 202H36V204H34V208H35V206H39L40 207V205H41V212H44L43 211V207H45V211L48 209V210H50V212H52L51 210L52 209H54L53 207H55V209H56V206L58 205V203H59V201H58V203H57V205L55 206V205H51L50 204V206H51V209H49L50 208V206L49 205H47L48 204V202H49V200L51 201V199L53 198V200L55 199V198H57V197H55L54 198V196H56L55 194H58V195H60V192H58V191H60L61 189H63L64 188V190H62L61 191V194L62 193H66L65 194V197H64V194H62L61 195V197H62V201H64V202H66V200L68 201V202H70V204L68 203V204H64V205H66L65 206V208L67 209L68 208V206L70 205L71 207H69L70 209H73V207H75L74 209H76V208H78V209H82V210H84L83 208H79V207H82V206H80V204H82V203H78V202H82V200L77 196L75 199H77L76 201L75 200H73V197H75V195L73 194V197H71L70 195L72 194V193H70V191L68 192V193H70V197L72 198H70L69 196H67V191H65L66 190V187L69 185L70 186V184L71 185H75V183H77V182H79L78 180H79V176L77 175V173H79L78 171L81 169V168H83V166H84V168L80 171V173L79 174H81V172L82 171H84V169L87 167L86 165H85V163H84V159H86V156L88 157V160H90L91 159V157H92V159H91V161H93V160H95V159H97V161L96 162H92V164L93 163H95V164H93V165H91V161L90 162H88V163H90V165H89V167H87L86 169L87 170H89V172H90V174H93V172H94V174H96L93 178H92V175L90 176V174H89V172H86L85 173V175L82 173L81 174V177L84 175V179L83 180H85L86 179V181H84V182H86V183H84L83 181V183L81 182V184L80 183H78V184H76V186H78L79 184V188L81 187V186H84L85 184H87V185H89L90 183H88L89 181H91L92 182V180H93V183H95V180L94 179H96L97 178V175L99 176L100 174V176H102V172H101V170H102V168L103 167H105V165H110V162H111V160H113L112 159V155L111 154H113L114 153V151L116 150V147L118 146V144H120V143H118V144H116V146L115 145H113V148H111V146H110V144H109V142L110 143H112V142H114V144H115V142H117V139H118V141L120 142V139H121V142H122V146L124 145V137H121V130L122 129H120L119 127H116L115 125H114V123L115 122H117V120H118V124H117V126H119L120 125V123L121 124H123V122L124 123H129V122H127L128 121V118L129 117H131V116H133L132 114V112L134 111V116L137 114V117L140 115V113H135V110L134 109H136V112L139 110V112H141L140 111V108L138 109V106L139 105H137V104H139V102L140 101H138V100H140L139 98H146V96H148V94H147V91H148V88L149 87H147L146 88V86L147 85H149L148 84V82L150 83V86L151 85H155V86H157V83L159 84L160 82V80L158 79V78H160L161 77V79H165V78H170V82H172V84H176L175 86H177V109H180V106H181V112H183V114H185L186 115V112L187 113H189V118H191V116L190 115H192V118H193V113L191 112L190 113V111H191V105H189V104H181V102H182V100L181 99H183V97L181 98L180 96H178V93H180L182 90H183V88L184 87H186V85H185V81L186 80H184L185 78H186V74L184 75V73H183V75H184V77H182L183 75L182 74H180V73H182V67L180 66L181 64V60H180V58H178V55L180 54H177V63H176V66H177V68H176V66H174L175 67V69H174V71H173V75L172 74H167V72H169V69L167 68L166 70H165V68H166V66H165V64H163V63H161V58L159 59V57H160V52H161V47L160 46H164L166 49L167 48H169V52L170 51H174V49H175V42L172 40H170V39H173V38H171V37H168L167 39H165L164 41H163V43H165V42H168L169 43V41H171L172 42V45H173V47L171 48V42L169 43L170 45L168 46L167 44H164V45H162V44H158V43H161V38L158 40V39H156L152 44L151 43H148L147 42V38H146V40L144 39H142L143 37H144V35H145V33H147V32H151V31H153V30H155L156 29V27L157 26H155V25H153V23L155 24V21H157V17L156 16H158V14H160V15H162L163 14V11L161 12V8L162 7H165L166 8V6L171 2L170 0H167L166 2H168V4L166 3V5H164V6H162V7H160V5L157 3V2H159V1H156V0H153L155 3H157L159 6L157 7V4H154L153 3V1L152 0H150L151 1V3L150 2H147L148 0H133L134 2H132V0H127L128 2L129 1H131L130 3H128V4H124L125 2H127L126 0H120V2L121 1H124V3H117V2H119V0H115L114 2H113V0H111V2H110V0H107V2H106V0H101L100 2H99ZM135 1H138V2H136V3H138L137 5H139V7L136 5V3H135ZM143 1H145V2H143ZM173 1V0H172ZM175 1V0H174ZM181 1H185L186 3H187V5H186V7L187 8H185V2H183V6H182V2ZM189 1H190V3H191V1H193V0H177V7H179V8H177V19H178V21H177V31H178V35H182L183 37H184V41H186L185 40V38H186V36L187 37H191L190 35H192V36H194L193 38H195L194 40H196V39H198L196 36H198L197 34H199L200 36H198V37H201L202 35V33H203V36H204V34H208L207 36H208V39L205 37H201L200 38V40H199V42L200 43H203V41H205L206 43H204L205 45H203V46H205V48H209L208 50H211V51H215L216 49H218L219 48V51H221L222 52V50H224L223 51V53L222 54H224L225 56V60L226 61H228V66L231 64L232 66H234L235 64L238 66V64L241 62V63H243V65H241V63H240V65H239V67H241V68H239V70L238 69H236L235 67H233L232 69H235L236 71H241V69H242V71L240 72V73H238V75H239V77L238 76H236L235 74L236 73H234V75L236 76V78H237V80L239 79V81H236V83H238L237 85L239 86V89H238V86L237 87H235V86H233V85H235V84H230V83H228L229 85V90H226V87H227V84H225L224 82H223V80L222 81H218V82H221L220 84H224V85H222V86H219V84H218V82L216 81V83L218 84V86L221 88V89H223V87L226 85V87L224 88L227 92H225L224 91V89L223 90H221L219 87H217L216 88V86H217V84L215 85V90L213 89V91L215 92L216 91V89H217V91H219L218 93L219 94H217V96H223L222 98L224 99V98H228L227 96L229 95H231V92L233 91V93H235V89L237 90L236 91V97L235 96H233L232 98H236V99H238L239 98V95H240V99L242 98V96H244V99H242L241 101L238 99V100H236L237 102L238 101H240L239 102V105H240V103L242 102V104L240 105L241 106V108H240V106L238 105V103H237V105H232L231 103H233L234 101H232V99H231V96L227 99L228 101H229V104H231L232 106H234L233 108H231L229 105H227L228 107H229V109H233V111L235 110L234 108L235 107H237V109L238 108H240V110L241 111H236L235 110V114H236V112H238V114L237 115H235L236 117H238V119L232 114V112H230L229 111V109H226V108H228V107H226V106H223V104L224 105H226V103L228 104V102H226L227 100L226 99H224V101L226 102H224V103H222L221 105L223 106V107H225V109L224 108H222V110H220L221 112H219V109L222 107V106H219V104L221 103V102H223V99H221V97H217V98H220V99H217V101H221L220 103L219 102H217V101H215V103L217 104V103H219L217 106L219 107V108H217V106L215 105L214 106V104L213 105H211L214 101L212 100V102L210 103L209 102V100L212 98V96H211V98H209V100L206 102V100L208 99L207 97H208V95L206 96V93H205V95H203L204 97H205V99H203L204 97H201L202 99H198L200 102H202V100H203V102H204V100H205V102H204V104H206V103H210V104H208V105H206V106H208L209 107V105H210V107H212V106H214V107H216L217 108V110H215V108L214 107H212V109L211 108H208V110H206V111H209L210 112V115H212V113H213V111L212 110H214V112H215V114H217V115H219V116H221L220 117V120H223L224 118H226V119H228V120H226V119H224V120H226V121H228L227 122V124H226V127H225V129L227 128V126H229L228 125V123L229 124H233V126H234V124H235V126L237 125L238 127H236V128H234V130L232 129V131H234V138H238L237 140L236 139H234V140H232V142L231 143H235V144H233V145H236L237 143V145L236 146H233L234 148L236 147V148H239V150L238 149H236L235 150V156H237V157H235L236 158V160L237 159H239L238 157H240V159L238 160L240 163H241V166L243 167V168H245V169H249V170H247V171H249L248 173H255V170H256V172L257 173H259V174H261V177L264 179V136H262V135H264V131H262L263 129H262V126L264 127V37H263V35H264V0H205V3L203 2V1H199V0H194L193 2L194 3H192V4H190L189 3ZM206 1H208L207 3H206ZM211 1V2H210ZM221 1V2H220ZM231 1V2H230ZM235 1V2H234ZM238 1V2H237ZM7 2H9L8 4H7ZM26 2H27V4H26ZM42 2V3H41ZM80 4H79V3ZM198 2V3H197ZM200 2V3H199ZM215 2H217V3H215ZM220 2V3H219ZM227 4H226V3ZM229 2V3H228ZM233 2V3H232ZM14 3H16V4H14ZM29 3H31V4H29ZM43 3H47L46 5L45 4H43ZM70 5H69V4ZM93 4V5H91V4ZM100 3H102V5L100 4ZM106 3V4H105ZM114 3V4H113ZM134 5H133V4ZM145 4L146 6H147V4L149 3L150 4V6H152V4H154V6L156 5V9H158L157 11H158V13H156V15H155V12H156V9H154V7L152 6V8H150V9H148L150 6L148 5V10H150L149 11V13H148V10H146L145 9V7L146 6H144L143 4ZM147 3V4H146ZM174 3V2H173ZM181 3V4H180ZM189 3V4H188ZM197 3V4H196ZM213 3V4H212ZM231 3V4H230ZM238 3V4H237ZM3 4V5H2ZM37 4V5H36ZM94 4H95V6L97 5L98 7H96L95 8V6H94ZM109 4V6H107ZM111 4V5H110ZM125 5V9H123L124 8V5ZM130 4V5H129ZM197 5V6H195V5ZM206 4H207V6H208V4H209V6L207 7L206 6ZM220 4H223V5H220ZM15 5V6H14ZM27 5V6H26ZM48 5V6H47ZM52 5V6H51ZM67 5H68V7H67ZM81 5H82V7H81ZM85 7H84V6ZM101 5V6H100ZM117 5H119V6H117ZM142 5H143V7H142ZM173 5V4H172ZM172 5H171V3H170V5H168L167 7L170 9L169 11H173V7H172ZM202 5V6H201ZM206 6V8L205 9H207L206 10V13H205V9H203V6ZM239 5V6H238ZM18 6V7H17ZM21 6V7H20ZM42 6V7H41ZM91 6H93V7H91ZM100 6V7H99ZM105 7V8H103V7ZM127 6H129L130 7V9L132 8V6H133V8L130 10L129 8H126ZM137 6V7H136ZM194 8L193 10H192V8ZM198 6H200V8H198ZM204 6V7H205ZM230 8V9H228V7ZM236 6V7H235ZM3 7V8H2ZM36 7V8H35ZM81 7V8H80ZM108 7H110V10H109V8ZM116 7V8H115ZM117 7H118V9H117ZM122 7V8H121ZM136 7V8H135ZM172 7V8H171ZM175 7V6H174ZM195 7H196V10H195ZM12 8V9H11ZM27 8H31V9H28L27 10ZM47 8V9H46ZM50 8V9H49ZM79 8V9H78ZM104 9L105 11H102L101 9ZM114 10H113V9ZM137 8H140L139 10L141 11H139V10H137ZM181 8V9H180ZM183 8V9H182ZM185 8V9H184ZM208 8H209V12L211 13V16L208 14V16H207V13H208ZM216 8H217V10L218 11H216ZM220 8V9H219ZM223 8V10H221ZM9 9V10H8ZM24 9H26V10H24ZM43 9V10H42ZM84 9V10H83ZM95 9V10H94ZM96 9H98V11L99 12H101V13H99ZM116 9V10H115ZM128 9V10H127ZM135 9V10H134ZM142 9H144V11L142 10ZM151 9H153V10H151ZM160 9V10H159ZM163 9V8H162ZM187 9V13H185L184 11ZM199 9H200V11H199ZM225 9H227V10H225ZM247 9V10H246ZM7 10V11H6ZM30 10V11H29ZM33 10H37V13H36V11H32ZM43 11V12H40V11ZM90 10L92 11V12H90ZM108 10V11H107ZM137 10V11H136ZM192 12H191V11ZM203 10V11H202ZM220 10V11H219ZM248 12H246V11ZM2 11V12H1ZM21 11V12H20ZM81 11V12H80ZM111 11V12H110ZM133 11V12H132ZM135 11V12H134ZM153 11V12H152ZM244 12V14L242 13V12ZM9 12V13H8ZM26 12V13H25ZM64 12V13H63ZM79 12V13H78ZM89 13V14H87V15H90L91 17L93 16V17H95V18H90V16H87V15H85L86 13ZM95 12V13H94ZM103 12V13H102ZM131 13V15H130V13ZM179 12V13H178ZM188 16L189 14V17H187L184 13ZM205 14H204V13ZM216 12H217V14H216ZM220 12H222V13H220ZM226 13V14H224V13ZM70 13V14H69ZM75 13H77V14H75ZM85 13V14H84ZM94 13V14H93ZM98 13V14H97ZM133 13V14H132ZM135 13V14H134ZM136 13H137V15H136ZM192 13H193V16H192ZM35 14V15H34ZM106 14V15H105ZM110 14V15H109ZM128 14V15H127ZM143 14V15H142ZM146 14V15H145ZM148 14V15H147ZM205 15V17H204V15ZM18 15V16H17ZM26 15V16H25ZM31 15V16H30ZM81 15V16H80ZM86 17H85V16ZM94 15H96V16H94ZM97 15H98V18H97ZM104 15V16H103ZM134 15V16H133ZM151 15H153L154 17L153 18H151L152 16ZM158 16V18L159 17H161V16ZM202 15V16H201ZM213 15H214V17H213ZM242 15V16H241ZM6 16V17H5ZM24 16V17H23ZM34 16H35V18H34ZM45 16V17H44ZM73 16V17H72ZM77 16V17H76ZM101 16V18H99ZM114 16H115V18L117 17V19H114ZM130 16V17H129ZM138 21V24L136 23V20L133 18V17ZM137 18H136V17ZM146 16V17H145ZM149 16V18H147ZM151 16V17H150ZM196 16H197V18H196ZM200 16H201V18H200ZM209 16H210V18H209ZM221 16H222V19H223V21L221 22V20L222 19H220L221 18ZM223 16H225V17H223ZM239 16V17H238ZM244 16V17H243ZM247 16V17H246ZM3 17V18H2ZM19 17V18H18ZM26 17V18H25ZM42 17V18H41ZM46 17H47V19H51L50 21L49 20H47L46 19ZM88 17V18H87ZM104 17V18H103ZM121 17V18H120ZM122 17H124V19L122 18ZM125 17H129V19L128 18H125ZM145 18V19H147V20H149V21H146V20H142V18ZM156 17V18H155ZM184 17V18H183ZM191 17V18H190ZM208 18V19H206L207 21H205L206 23H208L209 21L208 20H212L211 22L212 23H214V26H212V27H214L215 29H212V31L213 30H215V33H213V34H211L212 33V31H210V34L209 33H206L207 31H209V30H211V29H209L208 27V29L209 30H205V31H203V29H204V27L206 26V24H205V26H204V24L203 23H205L203 20H205V18ZM217 17V18H216ZM228 17V18H227ZM242 17V18H241ZM4 18H6V20L4 19ZM9 18V19H8ZM79 18V19H78ZM103 18V19H102ZM109 18V19H108ZM113 19V20H111V19ZM183 20H182V19ZM212 18V19H211ZM245 18V19H244ZM249 18V19H248ZM8 19V20H7ZM11 19V20H10ZM21 19V20H20ZM32 19V20H31ZM45 21H44V20ZM96 19V20H95ZM98 19V20H97ZM102 19V20H101ZM122 19H123V21L124 20H127V21H125V22H123L122 21ZM130 19H133V20H131L132 22L134 21L135 23H132L131 21H130ZM152 19V20H151ZM218 19V20H217ZM242 19V20H241ZM247 19V20H246ZM10 20V21H9ZM13 20V21H12ZM89 20V21H88ZM91 20V21H90ZM101 21V23H100V21ZM106 22H105V21ZM113 21V23L111 22V21ZM117 20V21H116ZM128 20L130 21V22H128ZM155 20V21H154ZM187 20V21H186ZM188 20H189V22H191V23H189L188 22ZM202 20V21H201ZM28 21V22H27ZM30 21V22H29ZM83 21H85V22H83ZM87 21V22H86ZM119 21H121V22H119ZM142 21V22H141ZM144 21V22H143ZM154 21V22H153ZM195 21V23H193ZM238 21H240L239 23H238ZM241 21H242V23H241ZM244 21V22H243ZM60 22V23H59ZM98 22V23H97ZM128 22V23H127ZM150 22V23H149ZM223 22H225V23H223ZM226 22H228V24L226 23ZM69 23V24H68ZM83 23V24H82ZM106 23V24H105ZM110 23H112V24H110ZM119 25H118V24ZM126 23H127V25H126ZM152 23V24H151ZM184 23H186V24H184ZM187 23H188V25L189 26H187ZM229 23H230V25H229ZM234 23H235V25H234ZM26 24H27V26H26ZM33 24V25H32ZM39 24H41L40 26H39ZM100 24V25H99ZM116 24V26H113V25H115ZM122 24V25H121ZM140 24V25H139ZM150 24H151V27H153V29L150 27ZM184 24V25H183ZM191 24V25H190ZM200 24H203L202 26H203V29H202V26L200 25ZM222 24V26H220ZM226 24V25H225ZM11 25V26H10ZM13 25V26H12ZM62 25H63V27H62ZM91 25V26H90ZM98 25V26H97ZM112 25V26H111ZM121 25V26H120ZM134 25V26H133ZM197 25V26H196ZM213 25V24H212ZM224 25V26H223ZM10 26V27H9ZM49 26H51V27H49ZM66 26V27H65ZM100 26V27H99ZM125 26V28L127 27V26H130V27H128V28H126V30H125V28L123 29V27ZM180 26V27H179ZM185 26V29L183 28ZM201 26V27H200ZM208 26V25H207ZM211 25H209V27H210ZM9 27V28H8ZM18 27V28H17ZM41 27V28H40ZM95 27V28H94ZM113 27V28H112ZM117 28V29H115V28ZM120 27H122V29H120ZM136 27V28H135ZM138 27V28H137ZM145 27H149V28H145ZM193 27V28H192ZM196 27V28H195ZM211 27V28H212ZM219 27H221V29L219 28ZM230 27V28H229ZM233 27V28H232ZM236 27V28H235ZM239 27V28H238ZM12 28V29H11ZM15 28V29H14ZM21 28V29H20ZM181 28V29H180ZM219 28V29H218ZM29 29V30H28ZM33 29V30H32ZM67 29V30H66ZM91 31H90V30ZM106 29V30H105ZM133 29V30H132ZM136 29V30H135ZM151 30V31H145V30ZM179 29V30H178ZM224 29H226V30H224ZM230 29V30H229ZM232 29V30H231ZM99 30V31H98ZM104 30V31H103ZM118 30V31H117ZM196 30V31H195ZM202 30V31H201ZM223 30V31H222ZM68 31V32H67ZM93 31V32H92ZM115 31V32H114ZM122 31H124L125 32V34H124V32H122ZM130 32V35L128 34V32ZM142 31H144V35L142 36V34L143 33H140V32H142ZM184 31H185V36H184V34H182V33H184ZM200 31H201V34H200ZM222 31V32H221ZM237 31H240V32H237ZM6 33V35L4 34V33ZM23 32V33H22ZM25 32H26V35L27 36H25L24 34H25ZM104 32V33H103ZM119 32H121V33H119ZM127 32V33H126ZM138 32V33H137ZM180 32V33H179ZM187 32V33H186ZM221 32V33H220ZM256 32V33H255ZM2 33V34H1ZM8 33V34H7ZM20 33H22V35H20ZM35 33V34H34ZM102 33V34H101ZM107 33H108V35H107ZM110 33V34H109ZM123 33V34H122ZM131 33H133V35L131 34ZM194 33V34H193ZM218 33H219V35H218ZM235 33H236V35H235ZM243 33V34H242ZM254 33V34H253ZM3 34H4V36H3ZM17 34H19V35H17ZM29 34H31V35H33V36H31L30 37V35ZM149 34V33H148ZM148 34H146V35H148ZM245 34V35H244ZM261 34V35H260ZM36 35H38V37H34V36H36ZM40 35V36H39ZM98 35H99V37H98ZM101 35L103 36V37H101ZM122 35V36H121ZM129 36V37H125V36ZM136 35V36H135ZM145 35V37H147ZM180 35V36H181ZM230 37V39H229V37ZM5 36H7V37H5ZM8 36H9V38H10V36L12 37V38H14V40L12 39V38H10V39H8V40H6V38H8ZM20 36V37H19ZM93 36V37H92ZM96 36V37H95ZM124 36V37H123ZM135 36V37H134ZM181 36V37H182ZM211 36V37H210ZM212 36H216L217 38L216 39H214ZM221 36V37H220ZM222 36H223V38H222ZM232 36V37H231ZM235 36V37H234ZM244 36L246 37V38H244ZM258 36H259V38H258ZM3 37H5L4 39L6 40V44L8 43H10V44H14L15 45V47H14V45H11V48L13 47V49H11L9 46V48L11 49V51H12V53H11V51H9L8 50V47L5 45V44H3L4 42L2 41V38ZM19 38V41L17 40V38ZM23 37V38H22ZM27 37V39H25ZM34 37V38H33ZM48 37V38H47ZM54 37V38H53ZM100 37H101V39H100ZM105 37V38H104ZM114 37H115V39H114ZM117 37H118V39H117ZM121 37H123V38H125V39H122ZM182 37V38H183ZM219 37H220V39H219ZM227 37H228V39H227ZM234 37V38H233ZM256 37V38H255ZM261 37V38H260ZM30 38L32 39L31 41H30ZM96 38V39H95ZM98 38V39H97ZM128 38V39H127ZM203 38V39H202ZM210 38H212L213 40H210ZM222 38V39H221ZM224 38H226L225 39V41L223 40ZM29 39V40H28ZM36 39V40H35ZM45 39V40H44ZM109 39V40H108ZM121 39V40H120ZM136 39H139V40H136ZM169 39V40H168ZM178 39V38H177ZM205 39V40H204ZM235 39V40H234ZM244 39V41H241V40H243ZM17 40V41H16ZM21 40V41H20ZM25 40V41H24ZM35 40V41H34ZM117 40H118V42H117ZM123 40V41H122ZM215 40V41H214ZM217 40H219V41H221V43L223 44H221V43H218L219 41H217ZM236 40H239V41H236ZM258 40V41H257ZM8 41V42H7ZM16 42V44H15V42ZM47 41H48V43H47ZM216 41H217V43H216ZM248 41V42H247ZM255 41V42H254ZM17 42H18V44L19 45H21V47L19 46L18 47V49H16L17 47ZM26 42V43H25ZM102 42V43H101ZM107 42H109V43H107ZM110 42H112V43H110ZM113 42H115V43H113ZM141 42V43H140ZM174 42V43H173ZM178 42H179V40L177 41V46H178ZM227 42V44H225ZM236 42H238V43H236ZM250 42V43H249ZM252 42V43H251ZM254 42V43H253ZM23 43H24V45H23ZM31 43H33V44H31ZM35 43V44H34ZM122 43V44H121ZM143 43V44H142ZM199 43V48H196V53H198L197 52V50H199V51H201V50H204L203 49V47L201 48V44ZM246 43V44H245ZM5 45L6 46V48L4 47L3 48V46L2 45ZM25 44L27 45V44H29L28 46H29V48H28V46H25ZM36 44H37V46H36ZM45 44V45H44ZM110 44V45H109ZM142 44V45H141ZM209 44V45H208ZM238 44V45H237ZM48 45V46H47ZM94 45H95V47H94ZM100 45V46H99ZM113 45V46H112ZM117 45V46H116ZM146 45V46H145ZM156 45V46H155ZM213 45V46H212ZM219 45V46H218ZM45 46H46V48H45ZM51 46V47H50ZM110 46V47H109ZM126 46H127V48H126ZM157 46H159V48L157 47ZM217 46V47H216ZM242 46H243V48H242ZM24 49H23V48ZM27 47V50L25 49ZM31 47V48H30ZM36 47V48H35ZM105 47H108V48H105ZM111 47H113V49L111 48ZM129 47V48H128ZM135 47V48H134ZM149 47V48H148ZM187 47H188V45H187ZM220 47H222V48H220ZM3 48V50H1ZM51 48V49H50ZM77 48V49H76ZM111 48V49H110ZM117 48V49H116ZM246 48V49H245ZM4 49H5V53H3V52H1V51H4ZM23 49V51L25 52V54H24V52H22L23 53V55L21 54V50ZM49 49V50H48ZM74 49V50H73ZM94 51H93V50ZM119 49H120V53H119ZM128 49V50H127ZM139 51H138V50ZM189 49V47L187 48V50ZM207 49H205V53H202V52H199V53H202V54H205L207 57H205V55L204 56H202V54H201V56L199 57V54H198V56H196L197 54H195V52L194 53H189L190 51L188 50H186L187 52H188V56H189V58H190V60L191 61H193L194 62V64H195V62H196V65H197V63L200 65L201 64V61L202 60H204L205 61V63H206V61L208 62V57L209 56H211V54H210V52H208V55H207ZM215 49V50H214ZM241 49H243L244 51H242ZM15 50L17 51V52H15ZM29 50V51H28ZM54 50V51H53ZM113 51V54H112V51ZM118 50V51H117ZM123 50V51H122ZM126 50V52H127V55H126V53L124 52ZM130 50V51H129ZM136 51V54L134 53L135 51ZM168 50V49H167ZM227 50V51H226ZM233 50V51H232ZM238 50V52H236V51ZM9 51L10 53H7V52ZM13 51H14V54H13ZM33 51V52H32ZM35 51V52H34ZM69 51V52H68ZM230 51H232V52H230ZM241 51V52H240ZM22 55L21 57L19 56L20 54ZM70 52H71V54H70ZM73 52V53H72ZM85 52V53H84ZM99 52V53H98ZM115 52H117V53H115ZM122 52H123V54L125 55V57H123L124 55L122 54ZM130 52V53H129ZM140 52V53H139ZM158 52V53H157ZM217 52V51H216ZM228 52V53H227ZM236 52V53H235ZM259 52V53H258ZM8 54L9 55V58H8V56L7 55H5V54ZM27 53H29V54H27ZM38 53V54H37ZM43 53V54H42ZM57 53V54H56ZM75 53V54H74ZM83 53V54H82ZM87 53H89V54H87ZM132 53V54H131ZM146 53V54H145ZM178 53V52H177ZM212 53V52H211ZM227 55H226V54ZM229 53H231V54H229ZM234 53V54H233ZM242 53L245 55H242ZM17 54H18V57L19 58H17ZM53 54V55H52ZM61 54V55H60ZM63 54V55H62ZM107 54V55H106ZM141 54V55H140ZM258 54H260L259 56H258ZM4 55L5 56H7V58H5L4 57ZM51 55V56H50ZM55 55V56H54ZM69 55V56H68ZM83 55V56H82ZM116 55V56H115ZM130 55V56H129ZM135 55H136V57H135ZM140 55V56H139ZM214 56H215V54H213ZM218 55H220V54H217L216 56H217V58L215 59L213 56H211V57H213V58H211V57H209V62L210 61H216V60H219L220 59V62L222 63V62H224L225 60H224V57L222 56V55H220V57L222 56V58H219L218 59ZM262 55V56H261ZM49 56V57H48ZM73 56H75V59H74V57ZM88 56H90V58L88 57ZM95 56L99 59V60H96L95 59ZM102 56V57H101ZM105 56V57H104ZM123 58H122V57ZM128 56V57H127ZM131 56H134V57H131ZM139 56V57H138ZM145 56V57H144ZM151 56H153L152 58H151ZM155 56V57H154ZM229 56V58H228V60L226 59L227 57ZM25 57V58H24ZM48 58V59H46V58ZM73 59H72V58ZM80 57V58H79ZM83 57L85 58V61H84V59H83ZM100 57V58H99ZM110 57V58H109ZM120 57V58H119ZM130 57V58H129ZM193 57V58H192ZM203 57V58H202ZM251 57V58H250ZM259 57V58H258ZM261 57V58H260ZM24 60L25 59V61L23 62L22 61V59ZM40 58L42 59V61H40ZM53 58V59H52ZM61 58V60H59ZM81 58H82V60H81ZM108 58V59H107ZM126 58V59H125ZM135 59V61H134V63H133V59ZM140 58V59H139ZM200 58H202V59H200ZM235 58H236V60H235ZM1 59H3V60H1ZM18 59L20 60V62L21 63H25L27 66L25 67V64L24 65H22L20 62H18L20 65H22V66H20L18 63H17V61H18ZM28 59V60H27ZM36 59V60H35ZM46 59V60H45ZM68 59V60H67ZM70 59H71V61H70ZM102 59V60H101ZM107 59V60H106ZM128 59V60H127ZM129 59H132V60H129ZM144 59V60H143ZM147 59H149L148 61H147ZM151 59V60H150ZM241 59V60H240ZM263 59V60H262ZM30 60V61H29ZM35 60V61H34ZM45 60V61H44ZM116 60V61H115ZM138 60V61H137ZM143 62H142V61ZM146 60V61H145ZM179 60V61H178ZM230 60H231V63H230ZM239 60V61H238ZM257 60V61H256ZM15 61H16V63L19 65H16L15 64ZM34 61V62H33ZM50 61V62H49ZM52 61H54V62H52ZM58 61V62H57ZM67 61V62H66ZM82 63H81V62ZM98 61V62H97ZM106 61V62H105ZM108 61V62H107ZM110 61H111V63H110ZM132 63H131V62ZM152 61V62H151ZM203 61V62H204ZM214 61V62H215ZM232 61H235L234 63L232 62ZM243 61V62H242ZM255 61H256V64H255ZM3 62H2V64H3ZM30 62V63H29ZM40 62H42V63H40ZM47 62H48V64H47ZM76 62V64L74 65V63ZM94 62H95V64H94ZM100 62L103 64V65H100ZM141 64H139V63ZM142 62V63H141ZM158 62H160V64H161V66H160V64H158ZM180 62V63H179ZM203 62H202V65H203ZM214 62H211V63H213L214 65H215V63ZM219 62V61H218ZM219 62V63H220ZM258 62V63H257ZM263 62V63H262ZM8 62H6V64H7ZM12 63H14V64H12ZM46 63V64H45ZM54 63H55V65H57V67L60 65V67L58 68V70H59V72H58V70H57V67H55V65H54ZM59 63V64H58ZM68 63V64H67ZM80 63V64H79ZM107 63V64H106ZM131 63V64H130ZM137 63H138V65H137ZM225 63V62H224ZM227 63V62H226ZM225 63V64H226ZM230 63V64H229ZM254 63V66L253 65H251V64H253ZM11 64V65H10ZM33 64H35V65H33ZM51 64H52V66H51ZM63 64V65H62ZM83 64H84V66H83ZM97 64L99 65V66H97ZM109 64H110V66H109ZM116 64V65H115ZM126 64V65H125ZM145 64V65H144ZM163 64V65H162ZM207 64H209V63H207ZM213 64H210V65H207L206 66V68H208L209 66V68H208V70L212 67V69H210L211 71H210V76H211V78H214V76L212 77V75H214V72L215 71H213L216 67H218V64L216 65V67H214V66H212ZM223 64V63H222ZM245 64V65H244ZM263 64V65H262ZM0 65H1V63H0ZM3 65H5V63L3 64ZM9 65H10V67H9ZM44 65H46V67L44 68ZM61 65H62V67H65L66 69H67V73H69V74H71V76L72 77H70L69 79H67V81L69 82V83H72V81H76L77 79H78V81L80 82V84H78L79 82L77 81V84H76V87H75V83H73V85L72 84H70V86L72 87H70L69 86V83L68 82H66V80H65V82H66V84H64V85H66L65 86V88L66 87H69V89H72V93L74 92V93H76V95H80L79 93V91H80V89H82V87H83V89H82V92H84V91H86L85 89H87V93L89 92L88 90H89V88H90V86L92 87V88H94L95 87V84L97 83V81H100V79L102 78L103 79V81L104 82H106L107 81V86L109 87L111 84H110V82H113V86L114 87H112L111 88V86L109 87V91H107L105 88H107L106 87V84H104V83H102L103 81H102V79H101V83L100 82H98V84L100 83V87L101 88H99L98 86V84H96V86L97 87H95L94 89H93V91H95V89L96 88H99V90L101 89V91H98V90H96L95 92H93L92 93V95H85V96H87L88 97V102L87 101H85L84 100V98L87 100V97H85L84 96V93H82L83 95L82 96H84V98L81 96V98L84 100L82 103H81V101L82 100H80L81 98L79 97V98H77L78 100H80V102L76 99V96L75 97H72L71 95H73V94H71V93H69V92H71L70 90H69V92H67L66 91V89L63 91V92H65L64 94H62L60 91H62V87H61V89H60V87L58 88L57 86L60 84V82L59 81H57L56 82V80L57 79H55V78H52V76L54 77L56 74L58 75L59 74V77H61L60 75H61V73H62V71H60L61 70ZM67 65H73L72 66V68L70 67V66H67ZM80 65H81V67H80ZM119 65V66H118ZM155 65H156V67H155ZM206 65V64H205ZM259 65H260V67H259ZM11 66L12 67H15V66H17V67H15L13 70L14 71H16L15 73H14V71L12 70V71H10V68H11ZM29 66L31 67V69L29 68ZM35 66H37L36 68H37V70L35 69V71H34V67ZM53 70V75H52V73H49V72H47V74H46V71H45V69H47V71H49V67ZM76 66V67H75ZM88 66V67H87ZM106 66H108V68H106ZM113 66V67H112ZM118 66V67H117ZM122 66H124V67H122ZM131 66V67H130ZM140 66H141V68H140ZM148 66H150L149 68H148ZM162 67L163 68V66H164V68H163V70H164V73L166 72V74H164L163 72L162 73H160L161 72V68L160 69H158L157 67ZM201 66V65H200ZM220 66V68H221V65H219ZM226 66H227V64H226ZM227 66V67H228ZM232 66H230V67H232ZM236 66V67H237ZM243 66H245L244 67V69L242 68ZM252 66V67H251ZM20 67V68H19ZM21 67H22V69H21ZM38 67H39V69H38ZM69 67V68H68ZM87 67V68H86ZM89 67H91V68H93V69H95V70H93V69H91V68H89ZM95 67H98V68H95ZM106 68V69H104V68ZM116 67V68H115ZM140 68V69H137V68ZM152 67V68H151ZM154 67V68H153ZM168 67V66H167ZM178 67H180V68H178ZM223 67V66H222ZM248 67V68H247ZM251 67V68H250ZM254 67V68H253ZM261 67H263V68H261ZM19 68V70L21 69L22 70V73H23V71H24V69L23 68H27L26 70H29L30 69V71L28 72L29 74H31L30 75V78H32V75H37V76H39V77H41V76H45V78H47L48 77V79H54L55 81V83H56V86H55V83L53 82V84H51L52 83V81L53 80H51V83L48 81V79H46L45 80V78H44V76L42 77L43 79H41V82L39 81V77L37 78V76H33V78H36L35 79V81L33 80V78H32V80L31 79H28V77H29V74H27V72L25 71V73H26V76H28V77H26L25 76V78H27L25 81V83L24 84H28V86L29 87H31V88H29L28 86H25L24 87V84H22V82H24L22 79H24V77H23V75H25V73L22 75V74H19L18 72H19V70H17V69ZM32 68H33V71H32ZM44 69V71L43 70H41V69ZM124 68V69H123ZM125 68H126V70H125ZM146 68H148V69H146ZM158 69V70H156V71H159V74L158 75H155V73H156V71H155V73H154V75L151 77V75L153 74L149 69H151V70H153V69ZM205 68V69H206ZM220 68H218L219 70H220ZM224 68H226L225 66H224ZM259 68H260V70H259ZM1 69V68H0ZM51 69H50V71H51ZM55 69V70H54ZM66 69H64V68H62V70H63V72H64V70H66ZM71 69V70H70ZM79 69H82L83 70V72H82V70L80 71ZM90 69V70H89ZM99 69H100V73H98L99 72ZM111 69V70H110ZM131 69V70H130ZM177 69H179V70H181V72L179 71V70H177ZM227 69V68H226ZM232 69H231V72H232ZM258 69V70H257ZM38 70H39V73H38ZM73 70H75V72H76V75H78V77L75 75V73H73L72 71ZM79 70V71H78ZM84 70H86L87 71V73H85L86 74V76H85V74H84V72H86V71H84ZM88 70H89V72H88ZM110 72H109V71ZM176 70H177V72H176ZM215 70H217V68L215 69ZM221 70H222V68H221ZM220 70V71H221ZM228 70V69H227ZM257 70V71H256ZM6 71V72H5ZM18 71V72H17ZM41 71V72H40ZM43 71V72H42ZM54 71H55V73H54ZM91 71V72H90ZM92 71L94 72L93 73V75H95V77H94V80H93V75H92ZM98 71V72H97ZM102 71V72H101ZM117 71V72H116ZM145 71H147V72H145ZM236 71H233V72H236ZM3 72L4 73H11L12 75H17V77H9V75H8V73L5 75V77L8 79H6L5 77V79L2 77V75H4L3 74ZM31 72V73H30ZM37 72V73H36ZM61 72V73H60ZM79 72V73H78ZM95 72H96V74H95ZM127 72H128V74H127ZM184 72V71H183ZM231 72H229V70H228V72L227 73H231ZM232 72V73H233ZM247 72V73H246ZM258 72V73H257ZM34 73V74H33ZM41 73H43V74H41ZM65 73V72H64ZM78 73V74H77ZM84 74V77H81L83 74ZM90 73V74H89ZM98 73V74H97ZM122 73V74H121ZM134 73H135V75H134ZM138 73V74H137ZM142 73L144 76H145V78H144V76L141 74V77L142 78H140L139 76H140V74ZM171 73V72H170ZM175 73V74H174ZM178 73V74H177ZM185 73H187V71H185ZM243 73H245V74H243ZM50 74H51V78L49 77L50 76ZM82 74V75H81ZM106 74V75H105ZM112 74H114V76L112 75ZM133 74V75H132ZM147 74V75H146ZM243 74V75H242ZM257 74H258V78L256 77L257 76ZM7 75H8V77H7ZM20 75H22V78H21V76ZM64 75V74H63ZM99 75V76H98ZM103 75V76H102ZM112 77V79L110 78V76ZM123 75V76H122ZM132 75V76H131ZM168 76V77H166V76ZM170 75V76H169ZM180 78H178L177 76ZM228 76H231V77H233L232 76V74H227ZM241 75V76H240ZM261 75V76H260ZM76 76V79L74 78L73 79V77H75ZM92 78V82L90 83V81H85V79L84 78H86V80H91V78ZM105 76V77H104ZM116 76H117V79H116ZM125 76V77H124ZM131 76V77H130ZM164 76V77H163ZM234 76V77H235ZM100 79H99V78ZM108 77V78H107ZM128 77H130V79L128 78ZM152 79H150V78ZM154 77V78H153ZM158 77V78H157ZM163 77V78H162ZM177 77V78H176ZM227 77V76H226ZM17 78V79H16ZM56 78H58V76L56 77ZM81 78H82V82L80 81L81 80ZM97 78V79H96ZM105 78V79H104ZM113 78H115V79H113ZM123 78V79H122ZM158 79L157 81L155 80V79ZM245 78H247L248 79V81L245 79ZM261 80H260V79ZM12 79H13V81H12ZM15 79V80H14ZM19 79H21V80H19ZM61 79H65V78H61ZM84 79V80H83ZM107 79H109L110 80V82H108L109 80H107ZM119 79V80H118ZM123 81H122V80ZM128 79V80H127ZM141 79V80H140ZM144 81H143V80ZM171 79H172V81H171ZM179 79V80H178ZM182 79V80H181ZM227 79L229 80V82H230V79L227 77ZM257 79V80H256ZM7 80V81H6ZM16 80H17V82H18V80L20 81L19 83H17L16 82ZM28 80H30V81H32V82H28L27 83V81ZM45 80V82L44 83H42L43 81ZM60 80V79H59ZM95 80H96V82H95ZM127 81V82H125V81ZM169 80V79H168ZM184 80V81H183ZM226 80V79H225ZM233 80H235L234 78H233ZM4 81V82H3ZM12 81V82H11ZM36 83V81H37V83H36V87L34 86L35 85V83ZM38 81H39V83H38ZM120 81V82H119ZM142 81L144 82L143 84L144 85H146V86H140L141 84H142ZM147 81V84L145 83ZM174 81V82H173ZM227 81V80H226ZM225 81V82H226ZM231 81H232V78H231ZM247 81V82H246ZM261 81V83L260 84H258L259 82ZM6 82V84H8V85H10L9 87H7L8 85H6L5 84V87H7L6 88V90L4 89V85H2L3 83H5ZM19 85H23V87H21V89L23 88V90H21V89H19L20 88V86H18L16 83ZM48 82H49V84H51V86L49 85V86H47L48 85ZM59 82V84H57ZM63 80H61V84L63 85V83H65ZM84 82V83H83ZM88 84H87V83ZM123 82V83H122ZM130 82V83H129ZM164 82V81H163ZM165 82H166V80H165ZM178 84H177V83ZM223 82V83H222ZM228 82V81H227ZM226 82V83H227ZM257 82V83H256ZM32 83V84H31ZM42 83V84H41ZM83 83V84H82ZM92 83H93V85H92ZM115 83V84H114ZM127 83V86L125 85L124 86V84H126ZM213 83H214V81H213ZM232 83H233V81H232ZM240 83V84H239ZM241 83H243V84H241ZM246 83V84H245ZM253 83H254V85H253ZM12 84H14V85H12ZM38 84H41V85H38ZM44 84H47V85H44ZM61 84L59 85V86H61ZM91 84V85H90ZM102 84H103V87H105V88H103L102 89ZM109 84V85H108ZM163 84V83H162ZM184 84V85H183ZM250 84H252V85H250ZM263 84V85H262ZM31 85V86H30ZM42 85H43V88L45 87L46 89H43L42 88ZM64 85H63V87H64ZM88 85H90V86H88ZM213 86H214V84H212ZM231 85V86H230ZM247 85H250L249 87L247 86ZM255 85H260L261 87H259L260 89V91H261V89H262V92H263V94H262V92L260 93V92H258V87L257 86H255ZM17 86V87H16ZM37 89L39 86L41 87V89H43V91L44 90H46L45 91V94H46V92H47V94H49L50 92H51V94H50V96L53 94V95H55V96H52V100L48 97L49 95H47V97L46 98H44V96L42 95L43 93H41V97H40V99H39V97H38V94H39V92H41L42 90L40 89V87L37 89V90H39V92L36 90L35 92H36V96H37V98H38V100H36V97H34V94H35V92H34V94L31 92V90H33L34 89V87ZM47 86V87H46ZM55 86V87H54ZM122 86H124V87H122ZM135 86H137V87H135ZM180 86H182V87H180ZM197 86V85H196ZM202 85H200L199 87H201ZM245 86V88H243ZM246 86H247V88H246ZM16 87V89H15V91H20V93H18V94H20V95H23L22 97L24 98V100H25V102L23 101V100H21V99H23L21 96H19V99L17 100V98H18V96H17V94H15V98H16V100H15V98L13 97L14 96V92L12 91V93L13 94H11V90H12V88L14 89ZM19 87V88H18ZM77 87H79L78 89H77ZM86 87V88H85ZM87 87H89V88H87ZM120 87V89H118V88ZM143 87H145V88H143ZM179 87V88H178ZM240 87H242L241 88V90H240ZM250 87H253V88H251L250 89ZM255 87L257 88V89H255ZM10 89V91H8L9 89ZM17 88L19 89V90H17ZM74 88H76L75 90H74ZM137 88H139L138 90H137ZM182 88V89H181ZM234 88V89H233ZM8 89V90H7ZM25 89H27V93H26V95L28 94V96H25L22 92L25 90ZM29 89H31L30 91H28ZM55 89V90H57V89H60V91L58 92V90L56 91V94L54 93V91L53 90ZM91 89V88H90ZM108 89V88H107ZM116 89V90H115ZM128 89H130V90H128ZM142 89V90H141ZM145 89H147V90H145ZM221 91H224L225 92V94H223L222 92H220V90ZM232 89V90H231ZM244 89V90H243ZM35 90V89H34ZM33 90V91H34ZM41 90V91H40ZM48 90V91H47ZM52 90V91H51ZM67 90H68V88H67ZM84 90V91H83ZM122 90V91H121ZM128 90V91H127ZM135 90H136V92H135ZM139 90H140V92H139ZM155 90V89H154ZM247 90H249L248 92H247ZM7 92V94H6V92ZM22 91V92H21ZM76 91V92H75ZM98 91V92H97ZM132 91V94L130 93ZM144 91V92H143ZM145 91H146V93H145ZM158 91V90H157ZM205 91V90H204ZM216 91V92H217ZM239 91H241V92H239ZM243 91H244V93L246 94H244L243 93ZM256 91V92H255ZM37 92H38V94H37ZM49 92V93H48ZM66 92L70 95V96H66ZM97 92V94H98V96L100 95L99 94V92H101L102 93V95H100L99 97L97 96V94H94V93H96ZM117 92V93H116ZM118 92H120V93H118ZM229 92V93H228ZM247 92V93H246ZM258 92V93H257ZM22 93V94H21ZM25 93V92H24ZM30 93V94H29ZM104 93V94H103ZM112 93V94H111ZM124 93V94H123ZM133 93H135L134 95H133ZM141 93V95H139ZM145 93V94H144ZM149 93V92H148ZM220 93H222V94H220ZM228 93V94H227ZM240 93V94H239ZM252 93H254V95L255 96H253L252 95ZM10 94V95H9ZM32 94H33V96H32ZM44 94V95H45ZM86 94V93H85ZM90 94H91V90H90ZM119 94H120V96H119ZM234 94V95H235ZM250 95V97L249 96H247V95ZM262 94V95H261ZM59 95L61 96V99H60V97H59ZM215 95H216V93H215ZM233 95V94H232ZM258 95H259V97H258ZM25 96V97H24ZM29 96H31L30 97V99H31V102H30V99H29ZM39 96H40V94H39ZM57 96L59 97L58 99H56L57 98ZM62 96H64L65 97V99H67L65 102L67 103H65L64 101H60L59 102V100H62L63 98H62ZM74 96V95H73ZM90 96L92 97V96H94V98L95 99H93L94 101H97L98 102V104H95L96 102H93L92 101V99L90 98ZM98 97V100H97V98L96 97ZM137 98H135V97ZM210 96V95H209ZM3 97V98H2ZM53 97L56 99V101H55V99H53ZM67 97V98H66ZM69 97H70V99H69ZM78 97V96H77ZM105 97V98H104ZM108 97V98H107ZM121 98V99H119V98ZM130 97V98H129ZM179 97V98H178ZM216 97V96H215ZM249 97V98H248ZM26 98V99H25ZM33 98H34V100H33ZM41 98H42V100H41ZM47 99V100H49V102L46 100V101H44V99ZM71 98L74 100H77L76 101V103L77 102H79V103H77L78 104V106L77 105H75L76 103H74L73 102V100H71ZM100 98H103V99H101V100H99ZM246 98H247V100H248V102H247V100H246ZM3 99V100H2ZM69 99V100H68ZM116 99V100H115ZM144 99H141V100H144ZM39 100L42 102V103H40L39 102ZM58 100V101H57ZM64 100V99H63ZM74 100V101H75ZM90 100L92 101L91 103H90ZM103 100H104V102H103ZM107 100V102H105ZM121 100H123V101H121ZM136 100H137V102H136ZM197 100V101H198ZM215 100V99H214ZM246 100V101H245ZM249 100H250V102H249ZM19 101H22V102H19ZM34 101H36V102H39L40 104H42L41 106L43 107V105H44V103L46 104V105H44V108H46V107H48L50 104H48V103H50V101H51V105L50 106H54L55 105V107H54V109L53 110H55V111H53L52 112V108H53V106L51 107V109H50V107H48V108H46V110H51V112H46L45 110H44V108H42L41 106H38L39 105V103H37V104H35L36 102H34ZM44 101V102H43ZM53 101H54V103H53ZM69 101V102H68ZM70 101H72V102H70ZM99 101H101L100 103H99ZM114 101V103H115V106H113L112 104H114V103H111V102H113ZM134 101V102H133ZM145 101V100H144ZM178 101H179V103H178ZM26 103V102H28V104L26 103V104H24V103ZM32 102H34V105H31V104H33ZM59 102V105L57 104ZM61 102H63V104H60ZM87 102V103H86ZM109 102V103H108ZM128 102H131L130 104H128ZM133 102V103H132ZM202 102V103H203ZM231 102V103H230ZM243 102L246 104V106H248V108H244V106H245V104H243ZM21 103H22V106H21ZM29 103H30V105H29ZM53 103V104H52ZM70 103V104H69ZM72 103V104H71ZM73 103H74V105H75V107H72V106H74L73 105ZM88 103H90V104H88ZM92 103H93V108L95 107L96 109H93L92 108ZM110 103H111V105H110ZM142 103H144L143 101H141V107L143 108V105L144 104H142ZM235 103V102H234ZM249 103V105H247ZM251 103H253V104H251ZM8 104V105H7ZM64 104H66V105H64ZM70 106H69V105ZM82 104H85L84 106L86 107V104H88L89 106H91L90 107V109L89 110H93L94 112H95V110H96V112L94 113L93 111H89V112H87L88 111V109H87V107L85 108ZM100 104H102V105H100ZM106 104V106H105V108H103L104 107V105ZM117 104V105H116ZM251 104V105H250ZM15 107H14V106ZM23 105H25L24 107H23ZM96 105H98L97 107H96ZM99 105H100V107H99ZM108 105H110L111 106V109L112 108H114V109H112L113 111V113L114 114H112L111 115V112H109V111H111V110H109V108H110V106H108ZM128 105V109H129V112H130V110H131V116H130V114L128 115V110H127V108L125 107V106H127ZM134 105V106H133ZM242 105H244V106H242ZM254 107H253V106ZM8 106H10V107H8ZM22 108H21V107ZM28 106V107H27ZM31 106H33V108L32 109H34V107H36L37 109L39 108V111L36 109V111L35 112H37L38 111V113H35L34 112V110H31ZM46 106V107H45ZM58 108H57V107ZM83 106V107H82ZM113 106V107H112ZM117 106H120V107H117ZM122 106H124V108L125 109H123V107ZM129 106H131V107H129ZM133 106V107H132ZM250 106H251V108L252 109H249L250 108ZM8 107V108H7ZM30 107V108H29ZM70 108V109H67V112H68V110H69V112L68 113H66V112H64L65 114H66V118L65 119H67V120H69L68 122H67V120L66 121H64L63 120V118H64V115H63V112H62V114H59V113H57L58 111H63V109H65L66 110V108ZM79 107V108H78ZM98 107H99V109H98ZM101 107H102V109L104 110H102L101 109ZM107 107H109V108H107ZM121 107H122V109H121ZM140 107V106H139ZM187 107V108H186ZM41 108V109H40ZM83 108V110H81ZM84 108H85V110H84ZM116 108H118V109H116ZM119 108L121 109V112L119 111ZM132 108V109H131ZM141 108V109H142ZM21 109V110H20ZM33 111L32 112V114H33V118H32V115H31V111ZM80 111H79V110ZM87 109V110H86ZM101 109V110H100ZM108 109V110H107ZM184 109V110H183ZM187 111H186V110ZM190 109V110H189ZM205 109H207V108H204V110ZM209 109H211V110H209ZM1 110V109H0ZM40 110L43 112L44 111V114H42V113H40ZM58 110V111H57ZM64 110V111H65ZM106 110L108 111V112H106ZM117 110V111H116ZM124 110V111H123ZM127 110V112H125ZM133 110V111H132ZM143 110H144V108H143ZM142 110V111H143ZM224 110H226V111H224ZM228 110V111H227ZM249 110H251L252 112H249ZM100 111H103V112H105L104 113V116H103V113L102 112H100ZM114 111H116L117 113H115ZM186 111V112H185ZM246 111H248L249 113H252V114H249L248 112H246ZM5 112V113H4ZM28 112H30V113H28ZM54 112H56V116L53 114ZM98 112V113H97ZM118 112H120V113H118ZM125 112V113H124ZM212 112V113H211ZM222 112H224V113H227V116H229V118H231V121L233 122V123H231V121L229 122V118H227V117H224V115H223V117H222V115H220V113H222ZM243 112H245L244 113V116H246L245 118L243 117ZM254 112H256V113H254ZM259 112V113H258ZM26 113H27V115H26ZM35 113V114H34ZM49 115H47V114ZM50 113V114H49ZM72 113V114H71ZM80 113V114H79ZM89 113H91V115H89ZM101 113V115L102 116H100L99 114ZM108 113H110L109 114V116L110 117H108ZM121 113H123L124 115H122V116H125L124 118H125V120H126V122L122 119V116H121ZM219 113V114H218ZM232 114V115H230V114ZM239 113H241V114H239ZM254 113V114H253ZM259 115H258V114ZM28 114L30 115V116H28ZM41 114L44 116L45 114V117H44V119H42L43 118V116H41ZM54 116H53V115ZM59 114V117H57V115ZM67 114H68V116H67ZM71 116H70V115ZM105 114L107 115L106 117H105ZM209 114V113H208ZM35 115V116H34ZM40 115V116H39ZM60 115H61V117H63V118H60ZM89 115V116H88ZM96 115H98V116H96ZM116 117H115V116ZM118 115V116H117ZM121 117H120V116ZM127 115L129 116L128 118H127ZM177 115L178 116H180L178 113H177ZM194 115H195V113H194ZM214 115V114H213ZM241 115V116H240ZM250 115V116H249ZM254 115V116H253ZM256 115V116H255ZM26 116H27V118H26ZM46 116H48V117H52L51 119H48ZM85 116L87 117V118H89L90 117V119H87V118H85ZM182 116H184V115H182ZM219 116H217L218 117V120H219ZM231 116V117H230ZM240 116V117H239ZM55 117H57V119L59 120L60 119V123H61V120H63L62 121V123H64L65 125H62V123H61V125L62 126H59L57 123H56V121H58V120H56L55 121V123L57 124L56 126H59L58 127V129L56 128H54L55 129V131L53 132L52 130H54L53 128H51V127H54L55 125V123L53 124V126L51 125H49L48 124V122H49V120H51V121H53L54 122V120L56 119ZM70 117V118H69ZM77 119H76V118ZM95 117V120H97L98 122H97V124H96V121L95 120H93V122H95V123H93V122H91V118H94ZM97 117H98V119H97ZM100 117H102V119L100 118ZM108 117V119L110 118L111 120H115V122L114 121H111V122H113L112 124H111V122H110V124H108V119H107V122H106V118ZM115 117V118H114ZM119 117V118H118ZM216 117V118H217ZM251 117V118H250ZM261 119H260V118ZM41 118V119H40ZM53 118H54V120H53ZM73 118V119H72ZM84 120H83V119ZM99 118H100V120H103L104 119V123H103V121H100L99 120ZM121 118V119H120ZM131 118H133V117H131ZM237 119V123H235V121L234 120H236ZM242 118L244 119V120H242ZM38 119V121H40L39 123H42L41 124V126H40V124H38V121H36ZM72 119V120H71ZM234 119V120H233ZM240 119V120H239ZM247 119H248V121H247ZM255 119H257V120H255ZM263 119V120H262ZM20 120V119H19ZM47 120H48V122H47ZM86 120H87V122H86ZM121 120H123V121H121ZM129 120H130V118H129ZM216 121H217V119H215ZM223 120V121H224ZM14 121H15V124H14ZM28 121V122H27ZM44 121H46L45 123H46V125L48 124L49 125V131H52L51 133L49 132H47V130H48V126L47 127H43V125H45V123H44ZM80 121V122H79ZM91 122V124H89V122ZM225 121V122H226ZM243 121V122H242ZM244 121H247V122H244ZM260 121V122H259ZM36 122V123H35ZM65 122H67V123H65ZM82 122L84 123V127L86 128H84L83 127V125H81L82 124ZM86 122V123H85ZM132 122V121H131ZM218 122H220V121H218ZM225 122H222L221 121V123H223V125L225 126ZM240 122V123H239ZM251 122V123H250ZM254 122V123H253ZM6 123V122H5ZM35 123V124H34ZM59 123V122H58ZM59 123V124H60ZM74 125H73V124ZM76 123H77V125H79L80 124V126H82L84 129L81 131V129L79 128V130L81 131V132H83L84 133V135H83V133H81L80 131H78V133H76V135H75V131H77L78 130V128H77V126H75L76 125ZM79 123V124H78ZM92 123L94 124V126L93 127H95L96 125V130H98V128L100 127V126H102L103 124H107V126L106 125H103L102 126V128L100 127L99 128V130L97 131L98 133H100V134H97L96 133V136H94V134L92 135L91 133H89V129H91V128H93V127H91V125H92ZM99 123H101V124H99ZM103 123V124H102ZM241 123H243V124H245V125H242ZM248 123V124H247ZM255 123H256V125H255ZM19 124V125H18ZM52 124V123H51ZM67 124H69L68 126H67ZM85 124H88V126H90V127H88L89 129H87V127L85 126ZM96 124V125H95ZM250 124V125H249ZM252 124H253V126H252ZM258 124V125H257ZM6 125V126H5ZM15 125V127H17ZM37 126L36 128L35 127H33V126ZM109 125V126H108ZM231 125H230V127H231ZM40 126V127H39ZM72 126H74V127H76L77 129H75L74 127H72ZM99 126V127H98ZM112 126V128L110 129L109 127H111ZM115 127V129H113L114 127ZM121 126V125H120ZM123 127H125V124H123L122 125ZM232 126V127H233ZM240 126H243V127H240ZM246 126H247V128H246ZM249 126V127H248ZM252 127V129H251V127ZM260 126V127H259ZM103 127H105V128H107V129H110V130H104V128ZM122 127V128H123ZM230 127H228L227 129L228 130H225V132H229L230 131ZM257 127V128H256ZM116 128H118V129H116ZM240 128H241V130L243 131V133L241 132V130H240ZM255 128V129H254ZM4 129V130H3ZM23 129H24V127H23ZM52 129V130H51ZM59 129H60V131L61 132H59ZM75 129V130H74ZM100 129L101 130H104V131H102V132H100ZM247 129V130H246ZM258 129V130H257ZM13 130V131H12ZM16 130V131H15ZM58 130V131H57ZM74 130V131H73ZM85 130V131H84ZM86 130H88L87 132H86ZM114 132H113V131ZM239 132H238V131ZM257 130V131H256ZM259 130H261V131H259ZM24 131V132H23ZM30 131V132H29ZM70 131V132H69ZM112 131V132H111ZM115 131H118V133L117 132H115ZM248 131V132H247ZM253 131V132H252ZM259 131V132H258ZM37 133V135H36V133ZM55 132H57L56 133V137H57V135H59V133L61 134V135H63V136H61V135H59L58 137H57V139L58 138H61V140H56V142L58 143L59 141L62 143H60V145H61V147H66L67 145H68V148L66 147V151H69V150H67V149H69V147H70V151H71V153H73V150L75 151V149L78 147V149H76L77 150V153L79 152L81 155H79V154H75L74 153V155L73 154H71V155H68L67 156V153L68 152H66L65 154V156H63V157H61L62 159H66L65 161H67L71 156V158L73 159V156H74V159H75V161H74V159L72 160V159H69L70 160V162H69V160H68V164H65V162H64V167H62L63 166V164H62V166L61 167H59L60 165H61V163H62V161L63 160H61V158L59 157L60 156V152H58L59 150H62L63 148H61L59 145V148L56 146L55 147V144L57 145V143L55 142V143H53L54 142V140L56 139L55 138V135L53 136V138L51 137L52 135V133H55ZM59 132V133H58ZM74 132V134L73 135H75V137L77 136V135H79L80 133V135H83L82 137H80V135L79 136H77L78 138H76V141H77V139L78 140H80V138L82 139L85 135L87 136V134L89 133L90 135H92L91 137H90V140H88L89 142H91L92 141V144L93 145H91V143L89 144V142L87 141V142H84L85 140H87V137H86V139L85 140H83L82 139V141L80 140V141H77V143H79V146H76V144L75 143H73V141L75 142V137L72 135V133ZM107 132H109L108 134H105V133H107ZM238 132V133H237ZM245 132V133H244ZM250 132V133H249ZM34 133H35V135H34ZM38 133H42L40 136H38ZM49 134L50 135V137L52 138V140H50V141H52V146H51V150H52V148L54 149V150H56V152H58V153H56L55 151H50V152H53V153H50L49 152V149H50V147H48V146H46L47 144H48V140L46 139V137L48 136L49 137V135H47V134ZM86 133V134H85ZM115 133L116 134H118L117 136H119L120 135V139L119 138H116V137H114L115 136ZM120 133V134H119ZM235 133H237L236 135H235ZM241 133V134H240ZM248 133L249 134H254V135H252V137L251 138H249L250 136L248 135ZM260 133H262V134H260ZM69 134V135H68ZM104 134V135H103ZM114 134V135H113ZM239 134V135H238ZM258 134V135H257ZM26 135V136H25ZM42 135L44 136V135H47V136H44L45 137V139L48 141H44V143H43V141L41 140V139H43V140H45L44 138H42ZM101 135H103V136H101ZM105 135H107L105 138H103L102 139V137H104ZM108 135H109V137H110V135H111V137H112V139H110L109 137H108ZM228 135V134H227ZM232 135H233V132H232ZM244 135H245V137H244ZM16 136H17V138H16ZM23 136V137H22ZM38 136V138L37 139H39V137H41L39 140H37V141H39V142H36V143H34V145L32 144V142H34V140L36 141V137ZM61 136V137H60ZM73 136V137H72ZM93 136L95 137L94 139H93ZM236 136V137H235ZM20 137V138H19ZM30 139H29V138ZM47 137V138H48ZM49 137V138H50ZM62 137H63V139H62ZM80 137V138H79ZM89 137H88V139H89ZM96 137H98V138H96ZM99 137H101V138H99ZM257 137L259 138L258 140H256L257 139ZM261 137L263 138V139H261ZM1 138V137H0ZM16 138V140H14ZM23 138H26L25 140H27V141H29V142H25V143H27L28 144V147H30L31 149H29L28 147L26 148V146H27V144H25V145H22L26 150L27 149H29V151H31L30 153H31V155L33 156V157H36L37 158V156H35V155H39V159L37 160L36 158H32V156H30V154H29V151L27 152L26 150H21V149H19V148H22V146H21V144H24V140H23ZM72 138V139H71ZM73 138H74V140H73ZM247 138V139H246ZM10 139V140H9ZM11 139H13V141H16V143H17V141L18 140H20L21 142H19V143H17V144H15V142H13ZM22 139V140H21ZM31 139H32V141H31ZM102 140V141H100V143L98 142V143H94L93 142V140H95V142H97V140L99 141V140ZM105 139L107 140V141H105ZM227 139V138H226ZM244 139V140H243ZM249 139H251L252 141H249ZM62 140H63V142H65V143H63L62 142ZM104 140V141H103ZM114 140V141H113ZM123 140V141H122ZM8 141V142H7ZM68 141H69V143H68ZM226 141H230V139L228 140H226ZM244 141V142H243ZM247 141V142H246ZM254 141V144L252 143ZM261 141H263L262 142V144L260 143ZM13 142V143H12ZM41 142V143H40ZM109 145H106V143ZM240 142V143H239ZM242 142V143H241ZM21 143V144H20ZM31 143V144H30ZM45 144L44 146L45 147H48V152H46V150H47V148H45V147H43V145L41 146V144ZM51 143V142H50ZM75 144L73 147H72V145L70 146L69 144ZM80 143L81 144H83V145H80ZM86 143H87V145H86ZM105 143V144H104ZM244 143V144H243ZM245 143L247 144V145H245ZM248 143L250 144V145H248ZM10 144V143H9ZM20 144V145H19ZM35 144L37 145V146H35ZM67 144V145H66ZM95 144H97L96 146H94ZM113 144V143H112ZM240 144H241V148H240ZM0 145V147H2ZM4 145H6V144H4ZM3 145V146H4ZM11 145H9V146H11ZM30 145V146H29ZM38 145H40V147H43V150H42V152H45L46 153V155H45V153H42L41 152V149L42 148H40V147H38ZM62 145H64V146H62ZM78 145V144H77ZM89 145H91V146H89ZM99 145H102V148L100 147V148H98L99 147ZM104 145V146H103ZM105 145H106V147H105ZM194 145V144H193ZM245 147H244V146ZM254 145H256V146H254ZM19 146H21V147H19ZM33 146V147H32ZM35 146V147H34ZM80 146H81V148H80ZM83 146V147H82ZM86 146H89V147H93L92 149L94 150H90L88 147H86ZM108 146V147H107ZM250 146H251V148H250ZM253 146V147H252ZM5 147H8L7 145L5 146ZM4 147V148H5ZM19 147V148H18ZM36 147H37V149L39 148V150L40 151H38V152H40V153H38V152H36L35 153V150H32L33 148L34 149H36ZM55 147V148H54ZM64 147V148H65ZM71 147H72V149L73 150H71ZM105 147V148H104ZM111 148V150H114V151H106V153H109V154H106V153H104V151L105 150H103V154H102V150H101V152H100V149H108V148ZM246 148V150L244 149V148ZM257 147V148H256ZM46 150H45V149ZM82 148H85V150L86 151H84V149L82 150L83 152L82 153H84V154H82L81 153V151H79V149H82ZM95 148L97 149V150H95ZM109 148V149H110ZM253 148V149H252ZM258 148H260L259 150H258ZM36 149V150H37ZM58 149V150H57ZM108 149V150H109ZM250 149V150H249ZM0 150H1V157H2V154H3V152H6V150L4 149L3 150V148L1 149L0 148ZM99 150V151H98ZM252 150V151H251ZM19 151V152H18ZM21 151V152H20ZM23 151H25L26 153H28V154H26L27 156H25L26 158H24V157H21V156H23ZM63 151V150H62ZM61 151V152H62ZM70 151H69V154H70ZM90 152L91 154H89L88 152ZM33 152V153H32ZM76 152V151H75ZM96 152V153H95ZM251 152H255V154H253V153H251ZM261 152H263V153H261ZM11 153L13 154L12 155V157H11ZM19 153V154H18ZM21 153H23L22 155H21ZM35 153V154H34ZM47 153H49L52 157H49L48 156V158H46L47 157V155H49V154H47ZM55 153L57 154V155H55ZM99 153V154H98ZM229 153V152H228ZM245 153V154H244ZM250 153V154H249ZM8 156H7V155ZM18 154V155H17ZM41 154V155H40ZM63 155H64V153H62ZM86 154H88V155H86ZM93 154H95L96 156H97V158H96V156L95 155H93ZM101 154H102V156H103V158H102V156H101ZM107 155V157L105 158V156ZM251 154H252V156H251ZM257 154V155H256ZM19 155H21L20 157H19ZM25 155V154H24ZM30 156V158H32L31 160H29V156ZM45 155L46 157H43V156ZM53 155H55L57 158H60V165L58 166L57 164H58V162H59V160L55 157V156H53ZM75 155L76 156H78V157H80L81 158V156L82 155H84L85 157H84V159H82V164H84V165H79L81 162H79V161H81V159H79V158H75ZM98 155L100 156V157H98ZM245 155V156H244ZM3 156V157H4ZM45 158V160H41L40 158ZM66 156H67V158H66ZM206 156H207V154H206ZM227 156V155H226ZM242 156H243V159H242ZM249 156V157H248ZM2 157V158H3ZM53 157H54V159H53ZM109 157V159H107ZM228 157L229 156H227V159H228ZM245 157V158H244ZM252 157V158H251ZM18 158H20L19 160H18ZM24 158V160L23 161H25V160H28V161H26V164H21L22 162L20 161V160H22ZM49 158H52L53 160H56V162H57V164L55 163V161L54 162H52V161H49L48 163L49 164H51V165H48V164H44L45 162H47L48 161V159ZM56 158V159H55ZM82 158H83V156H82ZM99 158H101V159H99ZM105 158V159H104ZM225 158V157H224ZM9 159V158H8ZM36 159V160H35ZM248 159H250V160H248ZM6 160V159H5ZM40 160L42 161L40 164H39V162H40ZM50 160V159H49ZM58 160V161H57ZM78 160V161H77ZM88 160H86L85 162H86V164H88L87 163V161ZM104 160V161H103ZM180 160V159H179ZM242 160H243V162H242ZM256 160V161H255ZM7 161V160H6ZM13 161V160H12ZM16 161H20L21 163L19 164V165H23V167H24V170L22 171V172H24L23 174H26V175H24L25 177L24 178H22L23 176V174H20L19 172H21L20 170H21V168H23V167H21L20 168V166L19 165H17L18 164V162L16 163ZM29 161H38L37 163L39 164V167H40V165L43 163V165H41V168L40 169H38V170H40L39 171V174L37 173V169H36V171L35 170H33V167H35L36 165L38 166V164L36 163H32L31 162V165L33 166H31V165H28V163L30 164V162ZM71 161H73V162H71ZM108 161V162H107ZM256 163H255V162ZM52 162V163H51ZM76 162H78L79 164H78V166H76ZM180 162V161H179ZM247 162H249V163H247ZM1 163H3L4 165H2ZM16 163V164H15ZM25 163V162H24ZM67 163V162H66ZM73 163V164H72ZM76 163V164H75ZM100 163V164H99ZM103 163V164H102ZM106 163V164H105ZM109 163V164H108ZM244 163H246V164H244ZM253 163V164H252ZM35 166H34V165ZM53 164V165H52ZM56 164V165H55ZM74 164H75V167L78 169H75V167H74ZM97 164H99V167H100V170H97L96 168H97ZM180 164V163H179ZM242 164H244V165H242ZM249 164V165H248ZM18 166L19 167V169H18V167L17 168H15V172H14V169H12L11 167H14V166ZM25 165H27V166H25ZM67 165H68V168H70V167H72V165H73V167H72V170L73 171H75L76 173V175L79 177H77L75 174H72V170L70 171V170H68V168H67ZM97 165V166H96ZM103 165V166H102ZM29 166V167H28ZM32 167V169H31V167ZM43 166H44V168H43ZM46 166H48V167H50L51 166V168H48V169H46L47 167ZM53 166V167H52ZM54 166H55V169H59L60 168V170H63L64 168L67 170V175H70V174H68L69 172L72 174V175H74V176H76V179H77V181H75V183L73 182V183H70V181L69 180H74V179H70L71 177H66L65 175H66V170H65V172H63V173H60L59 172V170L57 171V173L55 172H52V173H54V174H56L55 176H57V174H59V178L60 177H62V178H60V179H62V182H60L61 180L60 179H58V177H57V179H56V177H54V175L52 174V176H50L51 174V171L50 170H53L54 171ZM80 166V167H79ZM86 166V167H85ZM93 166V167H92ZM246 166V167H245ZM251 166H253V167H251ZM257 166V167H256ZM7 167V168H6ZM28 167V168H27ZM46 167V168H45ZM58 167V168H57ZM79 167V168H78ZM90 167H92L91 169H92V171L94 170V169H96L95 171H93V172H91L90 171ZM94 167H96V168H94ZM27 168V170H25ZM30 168V169H29ZM43 168V169H42ZM75 170H74V169ZM94 168V169H93ZM235 167L233 166L232 168H229L230 170H232V169H234ZM256 168V169H255ZM41 169H42V171H44V169L47 171V174L49 175V176H47V174L46 173H44V175H43V173L41 172ZM71 169V168H70ZM222 169H223V167H222ZM228 168H227V166H226V169L224 168L222 171H221V169H218L219 170V172L221 171V172H226V171H229V169L227 170ZM5 170H6V172H5ZM9 170V171H8ZM11 170H13V171H11ZM18 171V173L21 175V177H19V174L17 173V171ZM29 170H30V172H29ZM49 170V171H48ZM260 172H259V171ZM2 171H4V173H7V175H5ZM25 171H27L26 173H25ZM33 173H32V172ZM86 171V170H85ZM101 172L100 174H98V172ZM145 172H146V170H144ZM198 171H200V170H198ZM21 172V173H22ZM30 173V174H28L30 177H32V175H34L32 178H34L35 177V179H36V177L37 176H40L41 178H42V175L45 177V179H46V183L49 181V180H51L52 182L54 181V179H56V180H58L59 181V183H62V184H64V185H66V186H64V187H59V186H62V184H59L58 183V181H56L55 180V182L56 183H58V184H56V183H54V185H56L55 187H53L54 185H52V182L50 181V183H49V185H48V183H47V186L48 187H51V188H47V189H50L51 191H53V192H55V194H53V195H51L53 192H51L50 190L48 191V190H46V187H44V185H42V186H40L41 184H45V179L44 178H42L41 180H40V185H36V184H39V183H37L38 181H39V178H37V181H35V180H33V179H31L28 175H27V173ZM45 172V171H44ZM59 172V173H58ZM37 173V174H36ZM42 175H41V174ZM198 173V172H197ZM196 173V174H197ZM201 173V172H200ZM232 173H233V171H232ZM3 174V175H2ZM10 174H12V175H10ZM15 174H16V176H15ZM60 174H64L63 176L64 177H66L65 179H64V177L62 176V175H60ZM93 174V175H94ZM195 174V176H197ZM202 174V173H201ZM37 175V176H36ZM72 175H70V176H72ZM87 175H89L88 177H87ZM255 176H256V174H254ZM4 176V177H3ZM26 176H28L29 178H27ZM99 176V177H100ZM199 176H200V174H199ZM198 176V177H199ZM202 176V175H201ZM200 176V178H201V180L202 179H204L205 177V175H203V177H201ZM7 177H9V179L7 178ZM13 177V178H12ZM18 177V178H17ZM47 177V178H46ZM48 177H49V180H47L48 179ZM51 177V178H50ZM92 178V180L91 179H89L88 181H87V179L88 178ZM27 180H26V179ZM199 178V179H200ZM6 179V180H5ZM20 179H21V181H20ZM23 179H25L26 181H27V183H30V184H26V185H29V188H27V187H25L26 189H27V191L29 192H35V191H37V193H41V194H37L36 192L34 193V194H26L27 192H25L24 190V192H21L22 191V189H20L19 187H21L23 184H25L26 182H25V180H23ZM75 179V180H76ZM262 179V185H264V180ZM2 180V181H1ZM9 180V181H8ZM30 180V181H29ZM35 182L34 183V185H33V183H31V182H33V181ZM65 180V181H64ZM80 180H82V178H80ZM143 180H144V178H143ZM205 180H206V178H205ZM17 181H18V183H17ZM41 181H43L44 183H42ZM66 183V181L67 182H69L70 184H65L64 182ZM71 181V182H72ZM13 182V183H12ZM24 182V183H23ZM137 182H138V184H141V180L140 179H137ZM239 182V183H238ZM14 183H15V185H14ZM19 183H22V185L21 186H19ZM92 183V184H93ZM241 183H243V184H241ZM244 181H243V179H241L240 178V180L239 181H237V184L238 185H235L234 187H236V188H238V197H239V202L240 203H242V204H244L243 203V201L245 202L246 200H247V202L250 204L249 206H252L251 204L252 203H250L251 201H253V203L256 201L257 203H259L260 201H262V202H260L261 204L262 203H264V197H262L261 195L263 194L264 195V187L263 186H259L258 187V189H256L257 191H260V193H258L256 196H255V194H253V193H251V194H245V191H243L244 189V187H243V185H244ZM52 186H51V185ZM91 184V185H92ZM7 185V186H6ZM30 185H31V187H32V189H31V187H30ZM36 185V186H35ZM57 185H59L58 186V188H61V189H59V190H57ZM87 185H85L84 187L85 188H90V187H88ZM10 186V187H9ZM16 186V187H15ZM19 186V187H18ZM23 186H25V185H23ZM22 186V187H23ZM37 186H39V187H37ZM46 186V185H45ZM68 186V188H67V190L69 189H71V191L73 192V190L74 191H77L76 190V188L74 189L73 188V186H70L69 187ZM75 186V187H76ZM87 186V187H86ZM238 186V187H237ZM242 186V187H241ZM21 187V188H22ZM34 187V188H33ZM44 189H43V188ZM73 189H72V188ZM242 189H241V188ZM6 188V189H7ZM16 188H18V191H17V189ZM24 188V189H25ZM52 188H53V190H52ZM79 188H77L78 189V194L80 193V190H79ZM84 188V189H85ZM140 188V187H139ZM263 188V189H262ZM13 189V190H12ZM14 189H16V190H14ZM20 189V190H19ZM25 189V190H26ZM80 189H82L81 191L83 192V191H85L86 192V190H84L83 188H80ZM261 189V190H260ZM32 190V191H31ZM56 190H57V193H56ZM88 191H89V189H87ZM48 191V192H47ZM65 191V192H64ZM88 191H87V193H88ZM240 191H241V194H240ZM244 193H243V192ZM12 192H14L15 193V195H14V193H12ZM17 192V193H16ZM20 192V193H19ZM29 192V193H30ZM50 192V193H49ZM81 192V193H82ZM84 192V193H85ZM23 193V194H22ZM25 193V194H24ZM45 193V194H44ZM48 193V194H47ZM76 193V192H75ZM81 193L79 194V195H81ZM255 193V192H254ZM20 194H22L23 195V197H22V195H20ZM43 194V195H42ZM83 194V193H82ZM245 195V200H244V198H243V200H242V195ZM46 195V196H45ZM50 196V198H49V196ZM57 195V196H58ZM233 195V194H232ZM241 195V196H240ZM251 195V196H250ZM21 198H20V197ZM41 196V197H40ZM43 196H44V198H43ZM81 196H83V195H81ZM248 196V197H247ZM252 196H254L253 197V199L252 200H250V202H249V199H250V197H252ZM257 196H259V197H257ZM46 197V198H45ZM52 197V198H51ZM61 197H59L58 196V198L57 199H61ZM68 197V198H67ZM20 198V199H19ZM42 198H43V200H42ZM67 198V199H66ZM83 198V197H82ZM90 199L91 197H85V198H83V199ZM66 199V200H65ZM70 199V200H69ZM81 201H80V200ZM89 199H88V201H89ZM91 199H93V198H91ZM255 199V200H254ZM259 199V200H258ZM261 199V200H260ZM263 199V200H262ZM19 200V205H18V202H16V201H18ZM34 200V201H33ZM45 200H47V202H44ZM72 200V201H71ZM85 200L83 201V204L82 205H84V208L86 207V204H88V201H87V203L86 204H84V202H85ZM258 200V201H257ZM24 202V203H22V202ZM40 203H39V202ZM54 201H56V199L54 200ZM74 201V202H73ZM93 201H94V199H93ZM43 202L45 203V205L44 206H42L43 205ZM52 202V201H51ZM57 202V201H56ZM76 202V203H75ZM91 202H92V200H91ZM95 202H96V200H95ZM246 202V204H244V205H247L248 206V203ZM14 203V204H13ZM61 203V202H60ZM63 203V202H62ZM79 204V205H77V206H75V204ZM94 202H92V205H94L93 204ZM16 204H17V206H16ZM24 204V205H23ZM37 204H39V205H37ZM55 204V203H54ZM195 203H193V205H194ZM241 204V205H242ZM90 205V204H89ZM240 205V206H241ZM47 206H49V207H47ZM18 207V208H17ZM29 207H31L30 209H29ZM39 207H37V208H39ZM93 207V206H92ZM91 207V212H93V211H95L96 209H95V206H94V208H92ZM97 207V206H96ZM99 207V206H98ZM97 207V208H98ZM33 208V210H32V212L34 211V213H35V211L36 210H38V209H34ZM68 208V211H71L70 209ZM87 208V207H86ZM250 209H251V207H249ZM78 209L76 210V211H78ZM55 211V210H54ZM25 214V216H24V214ZM40 212V211H39ZM38 212V213H39ZM49 212V211H48ZM48 212H44V213H42V215H44L45 213L47 214ZM211 212V211H210ZM37 214V213H36ZM41 214V213H40ZM39 215V214H38ZM22 216H24L23 218H22ZM8 216H6L5 217V221H6V218H7ZM66 218H70V214L68 215V213H67V215L65 216ZM264 219V218H263ZM119 219H117L116 221H115V226L117 225V229L118 228H120L123 224V220H119ZM254 228V227H253ZM252 229V226H251V228H249V231H253V229ZM132 233H130V235H131ZM251 234H252V232H251ZM250 234V235H251ZM134 235H136L135 233H133L132 235H131V237L132 236H134ZM252 236V235H251ZM251 236H249V237H251ZM255 237V236H254ZM264 236H262V235H260L259 236V238L257 239V240H259V242H260V245H259V242H255V245H256V247H258V249L260 250V249H263V245H264V238H263ZM261 239V240H260ZM263 244V245H262ZM261 247V248H260ZM258 250V251H259ZM260 251H262V250H260Z\"/></svg>",
    "mask_w": 264,
    "mask_h": 264
}]
</instances>
